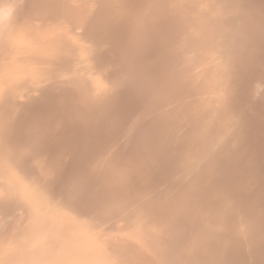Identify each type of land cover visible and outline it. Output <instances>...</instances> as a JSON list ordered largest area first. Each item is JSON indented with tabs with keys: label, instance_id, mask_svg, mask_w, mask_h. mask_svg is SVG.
<instances>
[{
	"label": "rangeland",
	"instance_id": "374dc122",
	"mask_svg": "<svg viewBox=\"0 0 264 264\" xmlns=\"http://www.w3.org/2000/svg\"><path fill=\"white\" fill-rule=\"evenodd\" d=\"M36 0V4H35V9L36 11H33L31 14L27 15V19L28 16L30 17V21L32 26L34 27V29H40V30H36L38 33L39 31L41 33H39L40 35L42 34V37L44 39H46V41L50 42L52 40L53 35L58 32L59 35H61V37L63 36L64 39H62V43L60 42V46H59V57L56 59V66L53 67H46L45 69H43V64L41 63V58L38 57H34L33 55L30 56L28 59H26V61H22L21 63L27 66H31L29 68H27L26 71H24L19 78L17 79V81L15 83L12 84V86L10 87V89L7 91V97L5 99L6 102V109H12L14 111H17L18 116L20 115V117L23 115L21 114V110H23L24 108H28L30 106H33V103H36L37 100H35L36 98H40V94L43 92L42 90H45L46 88L50 87L51 82H54L53 80H55L58 76V71L61 67V63L63 62L64 59L61 58L62 56L65 55V57L68 55L69 57H73L76 53L75 58H78V60H80L81 62L84 60V65H82L81 67H77L81 72L83 70L82 73H80L83 77L82 78H86L87 80L82 81L83 83H85L87 81V84L85 83V85L88 84H92L94 86V92L97 95V97L100 99V105H99V109H98V114L101 115V117L103 119H106V117H108L112 112V106L115 102V100L118 97V93L121 89V81L123 78V67L119 66V64L115 63H110L109 57H107V55H104V52L106 51L105 49H107L106 44L101 41L99 42L97 40V34L94 32V26H103L104 24L107 25L108 21L111 19H115L117 20V18L119 19L121 16V13L124 11H131V20L134 21L137 25L142 26V25H147L149 29H151V31L156 30L158 32H162V42H161V46H162V56H163V61L165 63V70H166V74H165V79L160 83L156 84L155 89L153 90L150 99L148 101V104L144 107L139 109V111L134 115L135 117H133V121L129 122L127 129L121 134V135H117L116 136V140H112V142L110 141L109 145H106L104 147V149L102 150L101 153H98L97 155H95L92 158V161L90 160L89 162H87L85 164V168H84V185H88L90 186V189H88L89 191V195L86 198V204L88 205L87 208H80L78 206V204H76L73 199H70L67 197V195L62 194V197L58 200L57 197L53 196V194L50 192V186L53 184L54 181V174L53 171L54 169H52V166L50 163H47L49 161H46L45 159H43V161L41 162V160L39 159L38 161L36 160V165L34 163L32 171L30 172L31 174L34 173L36 174H32L31 177L30 175H28L27 177H23L21 180V190H20V198H19V203L18 205L20 206V208L22 210H25L27 212V214H31L33 215L34 213V217L31 221H33V225L30 224V222L27 223L28 228H30L31 231H29V229H27L26 232H28V234H24L26 237H32L34 243H36V247L40 248L38 249V255L37 257H42L45 253H43V236L47 237V242L52 244L53 249H49L48 251H45L46 254L51 255V261L53 264H72V263H80V264H86L88 259L91 258L93 255H95L94 253H102L103 251L106 252V254L111 255L114 257V259H107L106 261L110 264H125V262L123 263V259H121L119 256V252H117L118 255H116L115 253L112 254L111 250L109 249V247H119L120 244H126L127 247H125L127 250H132V254L134 256H136V258L140 257V259H142L143 261H146V263L149 264H158L157 262H154L152 257L149 256L147 253L143 254L142 252H145V250H142V248L140 247L141 245L138 244L136 245L138 239L136 238V236L139 235V239L143 242H154L157 246H160L161 249H164L165 247L169 246L170 244H174L178 239L179 242L177 243L179 246H177L176 244V248L179 251H183V247H184V251L180 252L182 257H183V262H185L187 264H221L220 259L222 257H224L226 255V253L228 252V248L230 246V244L232 243H236L240 242L242 244V246L246 249H250V242L249 240H252V232H251V228L249 227V221L247 220V216H246V209L245 206L242 202L241 199L238 198L237 194L228 189L227 186H219L217 188V190L215 189L213 191V194L216 197H210V201L207 203V207L209 209L206 208V206H198L199 204H196L194 201H192L191 197H190V193L187 190L188 188H190L191 186H195V184L198 181V178L200 176L203 175V170L206 169L205 165H206V159L208 155H210L208 152L209 150H207L208 148H210V145H213L215 140V136L217 137L219 130L221 129L220 127H225L226 125L228 126V119L230 118V125H231V129L230 127L226 126V134H224V136L222 137V142L227 141L231 138H233L235 136V134L237 135H241L242 137H246L248 132H249V126L247 125V123H245L242 114L239 111L238 106H236V102L238 103L240 98H238V94L240 91V88L242 86V76H241V72H240V64H239V55L240 52L242 50H244V48H248L252 46V42H251V21L250 20V16H249V12L251 11L250 7L251 4L250 2H239V0H215V1H208V0H143V2H140V4L137 6L135 4H133L134 1L132 0H128V2L126 0H87L90 1L88 3L85 2V0H79V5H78V0L76 2L73 0ZM59 3H58V2ZM65 1V2H64ZM84 1L85 5L83 4ZM119 1V2H118ZM121 1H123V3H121ZM171 1V2H170ZM206 1V2H205ZM208 1V2H207ZM44 2V4L47 6L45 7V5L42 3ZM56 4H55V3ZM65 3L64 5L62 3ZM98 2V3H97ZM169 2V3H168ZM186 2V3H185ZM211 2V3H210ZM220 4V5H218ZM225 2V3H224ZM235 2V3H233ZM51 5H49V4ZM71 3V4H70ZM76 3V5L74 6V4ZM91 3V5H89ZM94 3V6H93ZM109 3V4H108ZM112 5H111V4ZM131 3V4H130ZM143 3V4H142ZM177 3V4H176ZM201 3V4H200ZM208 5H207V4ZM43 4V6L41 5ZM53 4V5H52ZM58 4V5H57ZM68 4V5H67ZM82 4V5H80ZM98 4V5H97ZM114 4V5H113ZM122 6H121V5ZM146 4V6L144 5ZM170 4L172 6H170ZM175 4L178 5L176 6L175 9ZM207 5V6H204ZM215 4V5H214ZM217 4V5H216ZM88 5V6H87ZM126 9H125V6ZM132 5L135 6V8L132 7ZM154 5V6H153ZM194 5L196 7H194ZM200 5V6H199ZM202 5V7H201ZM50 6V7H49ZM53 6V8H52ZM61 6H66L64 8H62ZM78 6V7H77ZM91 6V7H90ZM169 6V8H168ZM218 8H215V7ZM238 6V7H237ZM38 7V8H37ZM44 7V8H43ZM97 7V9L95 8ZM132 7V8H131ZM138 7V8H137ZM148 7V8H147ZM172 7V8H170ZM181 7V8H180ZM200 7V8H199ZM207 7V8H206ZM211 7V8H210ZM43 8V10L41 9ZM46 8L49 10H46ZM56 8V9H55ZM67 8L69 9V11H67ZM96 10H95V9ZM121 8V9H120ZM174 8V9H173ZM178 8V9H177ZM206 10H205V9ZM223 8V9H222ZM250 10H249V9ZM39 9L40 11H46V13L44 12V16L39 13ZM52 9V10H51ZM72 9V11H71ZM113 9V10H111ZM149 9V10H148ZM154 9H155V13H154ZM202 9V10H201ZM217 9V10H216ZM221 9V10H220ZM51 10V11H50ZM95 12H93V11ZM179 10V11H178ZM196 10V12H195ZM210 10V11H209ZM85 14V16L87 17H91L90 19V25L88 24V27L86 29L83 28H76V20H80L81 19V14ZM106 11V12H105ZM110 11V12H109ZM114 11V12H113ZM116 11V12H115ZM121 11V12H120ZM150 11V12H149ZM163 11V12H162ZM203 11V13H202ZM36 12V13H35ZM67 12V13H66ZM153 12V13H152ZM177 12V13H176ZM181 12V14H180ZM185 12V13H184ZM190 16H189V14ZM193 16H192V13ZM212 12V13H211ZM216 12V13H215ZM220 12V13H217ZM222 12V13H221ZM238 12V13H237ZM245 12V13H244ZM248 12V13H247ZM66 13V15H65ZM92 13V14H91ZM106 13V14H105ZM109 13V14H108ZM120 13V14H119ZM165 13V14H164ZM167 13L168 16L166 15ZM200 13V14H199ZM41 14V15H40ZM95 14V15H94ZM103 14V15H102ZM118 14V15H117ZM137 16H136V15ZM152 14V15H151ZM157 17H155V15ZM159 14V16L157 15ZM188 14V15H187ZM212 14V15H211ZM215 14V15H214ZM220 14V15H219ZM247 14V15H246ZM94 15V16H92ZM115 15V16H114ZM140 15V19L139 18ZM187 15V16H186ZM231 15V16H230ZM106 16V17H105ZM112 16V17H111ZM118 16V17H117ZM141 16L144 19L143 21H141ZM166 16V18H165ZM210 16V17H209ZM219 16V17H218ZM221 16V17H220ZM224 16V17H223ZM229 16V17H227ZM235 16V17H234ZM35 17V18H34ZM38 17V18H37ZM147 22H146V19ZM150 17V18H149ZM154 17V19H153ZM186 17V18H185ZM226 17V18H225ZM39 18H40V22L42 20V23L39 22ZM101 18V19H100ZM111 18V19H110ZM158 18V19H156ZM182 18V19H181ZM209 18H211V20H209ZM219 18V19H218ZM222 18V19H220ZM229 18V19H228ZM231 18V19H230ZM236 18V19H234ZM33 19H37V21H34L36 23L33 22ZM45 21H44V20ZM76 19V20H75ZM109 19V20H108ZM150 19V20H149ZM153 19V20H152ZM167 19V20H166ZM181 19V20H180ZM233 19V20H232ZM245 19V20H244ZM15 20V19H14ZM13 20V21H14ZM72 20V21H70ZM97 20V21H96ZM204 20V21H203ZM222 20V22L220 23L219 21ZM230 20V22H229ZM241 20V21H240ZM139 21V22H138ZM169 21V22H168ZM225 21V22H223ZM15 22V21H14ZM39 22V23H38ZM46 22V23H44ZM150 22V23H149ZM217 22V23H216ZM233 22V23H232ZM45 25H44V24ZM64 23V24H63ZM100 23V24H99ZM104 23V24H103ZM140 23V24H139ZM148 23V24H147ZM166 23V24H165ZM170 23V24H169ZM203 23V24H202ZM206 23V24H205ZM216 23V24H215ZM219 23V24H218ZM229 23V24H228ZM239 23V24H238ZM243 23V24H242ZM151 24V25H150ZM205 24V25H204ZM223 24V25H222ZM11 25V24H10ZM37 25V26H36ZM41 28H40V26ZM160 25V26H159ZM162 25V26H161ZM167 25V26H166ZM170 25V27H169ZM194 25V26H193ZM200 25L202 27H200ZM213 25V26H212ZM216 25V27H215ZM243 25V26H242ZM142 26V27H144ZM180 26V27H179ZM224 26V27H223ZM232 26V27H230ZM239 28H238V27ZM245 26V27H244ZM36 27V28H35ZM39 27V28H38ZM191 27V28H189ZM204 27V28H203ZM43 28V29H42ZM47 30H46V29ZM171 30H170V29ZM216 28V29H215ZM226 28V29H223ZM236 28V29H235ZM245 28V29H244ZM43 31H42V30ZM49 29L50 32L48 31ZM83 32H81L82 30ZM165 29H167V31H165ZM192 29V30H191ZM194 29V30H193ZM212 29V30H210ZM221 29V32L220 30ZM84 30L85 33H84ZM170 31V35H169V31ZM184 30V31H183ZM226 30V32H225ZM228 30V31H227ZM150 31V32H151ZM173 31V32H171ZM186 31V32H185ZM209 31V32H208ZM223 31V32H222ZM236 31V32H233ZM239 31H245V32H239ZM43 32L45 34H43ZM83 34L85 36L80 35ZM94 32V33H93ZM193 32V33H192ZM207 32V33H205ZM173 34V35H172ZM193 34V35H191ZM232 34V35H231ZM242 34V35H241ZM78 35V36H77ZM91 35V36H90ZM219 35H221L220 37L223 38L221 39L220 37H218ZM224 35V36H223ZM226 35V36H225ZM229 35V36H228ZM234 35V36H233ZM93 36H96L93 38ZM201 36V37H200ZM208 36V37H207ZM239 38H238V37ZM51 37V38H50ZM60 37V38H61ZM172 37V38H171ZM205 37V38H204ZM212 37V38H209ZM216 37V39H215ZM233 37V38H231ZM238 39H237V38ZM77 38V39H75ZM96 38V39H95ZM218 38V39H217ZM88 42H85L84 41ZM95 39V40H94ZM240 39V40H239ZM230 40V41H229ZM64 41V43H63ZM83 41V42H82ZM98 42V43H95ZM224 41V42H223ZM72 42V43H71ZM90 42V44H89ZM94 42V43H93ZM103 42V43H102ZM219 42V43H218ZM237 42V43H235ZM240 45H239V43ZM70 43V44H69ZM80 43V44H79ZM178 43V44H177ZM64 45V48H61L62 45ZM66 44V45H65ZM78 44V45H77ZM89 44V46H88ZM95 44V45H94ZM229 46H227V45ZM69 45V46H68ZM72 47H71V46ZM74 45V46H73ZM84 45V47H83ZM180 45V46H179ZM236 45V46H235ZM88 46V47H87ZM94 46L96 48H94ZM71 47V48H70ZM74 47V48H73ZM89 50H87L86 49ZM180 49H178V48ZM237 50H236V48ZM243 49H242V48ZM78 49L77 51L75 49ZM81 48V49H80ZM93 49L92 51L90 49ZM104 48V49H103ZM169 48V49H167ZM185 48V49H184ZM64 49V50H63ZM73 51H72V50ZM84 49H86L87 51H85ZM233 49V50H231ZM241 49V50H240ZM84 50V51H82ZM165 50V51H164ZM171 50V51H170ZM79 51V52H78ZM95 51V52H94ZM102 51V52H101ZM179 51V53H178ZM234 51V52H233ZM238 51V52H237ZM76 52V53H75ZM86 52V53H85ZM88 52V53H87ZM94 52V54H93ZM98 52V54H97ZM165 52V53H164ZM174 52V53H173ZM230 52V53H228ZM67 55H66V54ZM70 53V55H69ZM72 53V54H71ZM80 53V54H78ZM92 53V55H94L92 57V55L90 54ZM183 53V54H182ZM187 53V54H186ZM238 53V54H237ZM89 54L91 55V57L89 58ZM101 54V55H100ZM169 54V55H168ZM176 54V55H175ZM235 54V55H234ZM78 55V56H77ZM81 55V56H79ZM86 55V57H85ZM100 55V57H99ZM188 55V57H187ZM85 58H84V57ZM105 56V57H104ZM171 56V57H170ZM181 56V57H180ZM80 57H82L81 59H79ZM96 57V58H95ZM175 57V59L173 58ZM179 57V58H178ZM60 58V61H59ZM93 58V59H92ZM98 58V59H97ZM169 58V59H167ZM228 58V59H227ZM54 59V58H53ZM67 59V58H66ZM70 59V58H68ZM72 59V58H71ZM89 59V61H88ZM95 59V60H94ZM174 59V60H173ZM237 59V60H236ZM94 62H92V61ZM167 60V62H166ZM177 60V61H175ZM190 60V61H189ZM235 60V61H234ZM59 61V62H58ZM100 61V62H99ZM104 61V62H103ZM237 61V62H236ZM91 62V63H90ZM103 62V65H102ZM112 62V61H111ZM235 62V63H234ZM73 63V62H72ZM92 64L87 66L86 64ZM101 63V64H99ZM107 63V64H106ZM110 63V64H108ZM186 63V64H185ZM189 63V64H188ZM96 64V65H94ZM99 64V65H98ZM112 64V65H111ZM183 64V65H182ZM193 64V65H191ZM224 64V65H223ZM98 65V66H97ZM102 65V66H101ZM108 65V67H107ZM114 65V66H113ZM175 65V67H174ZM187 65V66H186ZM193 66L192 68H190V66ZM85 66V67H83ZM91 66V67H90ZM112 66V68H111ZM171 66V67H170ZM177 66V67H176ZM195 66V69L193 70ZM91 69H89V68ZM100 69H99V68ZM107 68L106 71H104V68ZM110 67V68H109ZM84 68V69H83ZM97 71H96V69ZM176 68V69H175ZM181 68V69H180ZM184 70H183V69ZM188 68V69H187ZM198 68V69H197ZM233 68V69H231ZM48 69V71H46ZM53 69V71H52ZM57 69V71H56ZM82 69V70H81ZM88 69V70H87ZM192 69V70H189ZM213 69V70H212ZM25 70V69H23ZM51 70V71H50ZM87 70V71H86ZM90 70V71H89ZM103 70V71H102ZM110 70V71H109ZM169 70V71H168ZM179 70V71H178ZM188 70V71H187ZM199 70V71H198ZM201 70V71H200ZM45 71V72H44ZM89 71V73H88ZM100 71V72H99ZM102 71V72H101ZM108 71V73H107ZM186 71V72H185ZM194 71V73H192ZM198 73H196V72ZM97 72V74H96ZM184 74H183V73ZM188 72V75H187ZM201 72V74L199 73ZM49 73V74H48ZM95 73V76H94ZM99 74V76H97ZM106 73V74H105ZM170 73V74H169ZM190 73V74H189ZM230 73V74H229ZM43 76H42V75ZM47 76H46V75ZM86 74H88L89 76H86ZM93 75V77L90 78L91 75ZM102 74V76H101ZM111 74V75H110ZM115 77H114V75ZM193 74V75H191ZM197 74V75H196ZM200 74V76H198ZM45 75V77H44ZM51 75V76H49ZM113 75V76H112ZM177 75V77H176ZM190 75V76H189ZM30 76V78H29ZM33 76V78H32ZM97 76V77H96ZM105 76V77H104ZM185 76V77H184ZM187 76V77H186ZM188 76H189V81L188 82ZM193 76V77H192ZM196 76V77H195ZM53 77V78H52ZM96 77V78H95ZM101 77V78H99ZM168 77V78H167ZM170 77V78H169ZM172 77V78H171ZM184 77V78H182ZM191 77V78H190ZM195 77V79H194ZM206 80V82L204 80H201L202 78ZM35 78L38 80H35ZM42 78V79H41ZM44 78V79H43ZM47 78V79H46ZM99 78V79H98ZM103 78V79H102ZM106 78V79H105ZM108 78V79H107ZM179 78V79H177ZM186 78V79H185ZM197 78V79H196ZM29 79V81H28ZM32 79V80H31ZM41 79V80H40ZM50 79V81H48ZM53 79V80H52ZM99 81H98V80ZM102 79V80H101ZM182 79V81L180 80ZM44 80V81H43ZM89 80V81H88ZM92 80V81H91ZM105 80H107L109 82V84L107 82H104ZM180 80V81H179ZM186 80V81H185ZM196 80V81H195ZM21 81H23L21 83ZM28 81V84L27 82ZM35 81V82H34ZM43 83H40L42 82ZM46 81V82H45ZM95 81V82H94ZM101 81L103 83H101ZM196 82V83H193ZM198 81V82H197ZM202 81V82H201ZM20 82V83H19ZM34 82V83H33ZM97 82V84H96ZM98 82H99V87L98 86ZM188 82V84H187ZM200 82V83H199ZM204 82V83H203ZM209 82V83H208ZM30 83V85H29ZM31 83L33 84V87H38L35 89L32 88L31 89ZM48 84L45 86V84ZM94 83V84H93ZM106 83V85H105ZM111 83V85H110ZM116 83V84H114ZM193 85H197L196 87H199V91L196 90L197 88ZM206 83V84H205ZM208 83V84H207ZM37 84V85H36ZM41 84V85H40ZM44 84V85H43ZM97 86H96V85ZM104 84V85H103ZM108 84V85H107ZM199 84V85H198ZM29 85V86H27ZM39 85V86H38ZM110 85V86H109ZM174 88H172V86ZM177 85V86H176ZM188 85V86H187ZM191 85V86H189ZM206 85V86H204ZM41 86V88H40ZM44 86L46 88H44ZM100 86H102V89L104 87V91L100 88ZM109 86V87H108ZM163 88H162V87ZM203 86V87H202ZM16 87V88H15ZM18 87V90H17ZM27 87V88H26ZM112 87V88H110ZM165 87V88H164ZM191 87V88H190ZM40 88V89H39ZM97 88V91L99 90V92L97 93V91L95 90ZM160 88V89H159ZM167 88V90H166ZM184 88V89H183ZM195 88V90L193 89ZM205 92H203V89ZM159 89V91L157 90ZM166 90V92H170L169 96H167L168 94L164 91ZM169 89V91H168ZM174 89V90H173ZM17 90V91H15ZM29 90V91H28ZM30 90L31 93H30ZM34 90V92H33ZM40 90V91H39ZM109 90V91H108ZM182 90V91H181ZM193 90V91H192ZM14 91V92H13ZM19 91V92H18ZM28 91V92H26ZM103 93H102V92ZM108 93H107V92ZM114 91V92H113ZM155 91V92H154ZM161 91H164L161 92ZM192 91V92H191ZM187 92V93H186ZM189 92V94H188ZM202 92V93H201ZM13 93V94H10ZM21 93V94H18ZM38 94L36 95H32V94ZM158 93V95H157ZM160 93V94H159ZM163 95H162V94ZM180 93V94H179ZM195 93V94H194ZM208 93V94H206ZM214 93V95H213ZM15 94V96H14ZM26 94V95H24ZM100 94V95H99ZM108 94V95H107ZM165 94V95H164ZM12 95V97H11ZM22 97H20V96ZM32 95V96H31ZM104 95V97H103ZM188 95V96H187ZM196 95V96H194ZM199 95V96H198ZM202 95V96H201ZM205 95V96H204ZM10 96V97H9ZM18 96V97H17ZM31 96V97H30ZM34 96V98H33ZM156 96L158 98H156ZM161 96H163V98H161ZM190 96V97H189ZM201 96V97H200ZM32 99H30V98ZM101 97V98H100ZM167 97V99H166ZM172 97V98H171ZM188 97V98H187ZM192 97V98H191ZM11 98V99H10ZM14 100H13V99ZM18 98V99H17ZM29 98V99H27ZM176 98V99H174ZM179 98V99H178ZM199 98V99H198ZM16 99V100H15ZM21 99V101H20ZM26 99V100H25ZM153 99V100H152ZM168 100L167 102L164 100ZM174 99V100H171ZM183 99V101H181ZM190 101H189V100ZM12 102H11V101ZM30 100V101H29ZM39 100V99H38ZM161 100V101H159ZM163 100V101H162ZM179 100V101H177ZM196 100V101H195ZM215 100V101H214ZM34 101V102H33ZM36 101V102H35ZM171 101V102H170ZM174 101V103H172ZM196 102V103H193ZM217 101V103H216ZM10 102V103H9ZM23 102V103H22ZM32 102V103H31ZM157 102H160L157 103ZM163 102V103H162ZM170 102V103H169ZM178 102V104L176 103ZM181 102V103H179ZM183 102V104H182ZM200 102V103H199ZM208 102L210 103L208 105ZM9 103V104H8ZM16 104L15 106H12L14 104ZM204 103V104H203ZM11 104V105H10ZM25 104V105H24ZM163 106L164 110L166 112H164V110L162 109V107H159L158 105ZM174 104V105H173ZM182 104V106H181ZM191 104V105H190ZM201 104V105H200ZM203 104V105H202ZM11 107H10V106ZM151 105H154V109H157L158 112H161V114L157 113V110H154L152 108ZM169 105V106H168ZM185 105V106H184ZM190 105V107H188ZM194 105V106H193ZM199 105V107H198ZM212 105V107L210 106ZM26 106V107H25ZM158 106V108H157ZM166 106H168L166 108ZM176 106V107H173ZM197 106V107H195ZM202 106V107H200ZM209 106V108H208ZM217 106V107H216ZM147 107V108H146ZM150 107V108H149ZM179 107V108H178ZM195 109H194V108ZM17 108V110H15ZM31 108V107H30ZM161 108V109H159ZM179 109V111H176L177 109ZM182 108V110H181ZM187 108V109H186ZM199 108V110H198ZM208 108V109H206ZM153 109V111L151 110ZM167 109V110H166ZM184 109V110H183ZM213 109H217V110H213ZM102 110V111H101ZM109 110V111H108ZM170 110V111H168ZM181 110V111H180ZM191 110H194L191 112ZM197 110V111H196ZM202 110V111H201ZM213 110V111H211ZM223 110V111H222ZM149 111V112H148ZM152 111V113H150ZM175 113H174V112ZM185 111V112H184ZM187 111V112H186ZM189 111V112H188ZM211 111V113H210ZM109 112V113H108ZM180 112V113H179ZM182 112V114H181ZM194 112V113H193ZM197 112V113H195ZM146 113V114H145ZM154 113V114H153ZM164 113V114H163ZM168 113H171L172 115H176V116H172ZM179 113V114H177ZM186 113V114H185ZM208 113V114H207ZM215 113V114H213ZM224 113V114H223ZM163 114V116H162ZM191 114V115H190ZM218 114V116H217ZM143 115L145 117H143ZM149 115V116H148ZM165 115V116H164ZM181 115V116H179ZM184 117H183V116ZM188 115V116H186ZM190 115V118H188ZM202 115V116H201ZM228 115V116H227ZM207 116V117H206ZM209 116V117H208ZM214 116V118H213ZM227 118H226V117ZM100 117V118H101ZM160 117V118H159ZM163 117V118H162ZM173 119H170L171 118ZM144 118V120H143ZM153 118H155L153 120ZM186 118V119H185ZM208 118V119H207ZM102 119V120H103ZM137 119V120H136ZM151 119V120H150ZM180 119V120H179ZM202 119H204L202 121ZM165 120V121H164ZM195 120V121H194ZM206 120V122H205ZM212 120V121H211ZM225 120V121H224ZM177 121V122H176ZM183 121V122H182ZM221 123H220V122ZM227 121V122H226ZM152 122V123H151ZM166 122V123H164ZM193 122V123H192ZM211 122V124H210ZM155 123V124H154ZM172 123V125H171ZM208 123V124H205ZM107 123L105 122L104 125H106ZM157 124V125H156ZM167 124V126H166ZM170 124V125H169ZM148 126V128L151 130V132L156 136H158L160 138V142L165 144L168 156L166 161L164 160V162L160 161L159 163H157L159 165L156 164H151L150 162L146 161L145 158L140 155L137 154V157L135 152L133 154V152L130 151V140L131 137L134 135V133L136 132L138 127H142V126ZM151 125V126H150ZM164 125L166 127H164ZM169 125V126H168ZM178 127H175L177 126ZM186 125V127H185ZM191 125V126H190ZM203 125V126H202ZM209 125V126H208ZM214 125V126H213ZM159 126V127H158ZM161 126V128H160ZM182 126L185 128H182ZM208 126V127H207ZM153 127V128H152ZM157 127V128H156ZM132 128V130H131ZM155 128V129H154ZM169 128V130H168ZM179 131H178V129ZM205 128V129H204ZM215 128V129H214ZM229 128V129H228ZM237 128V129H236ZM161 129V130H160ZM176 129V130H175ZM182 131H181V130ZM192 129V130H191ZM210 129V130H209ZM164 130V131H162ZM204 130V131H203ZM206 130V131H205ZM213 130V131H212ZM216 130V131H215ZM194 131V132H193ZM202 131V132H201ZM215 131V133L213 134V132ZM224 131V132H225ZM234 133H233V132ZM236 131V132H235ZM159 132V133H158ZM187 132V133H186ZM201 132V133H200ZM128 133V135H127ZM158 133V134H157ZM197 133V134H196ZM174 134V135H173ZM130 135V136H129ZM182 135V136H181ZM190 135V136H189ZM197 135V136H196ZM173 136V137H172ZM178 136V137H177ZM184 136V137H183ZM202 139H201V138ZM123 138V139H122ZM179 138V139H178ZM165 139V140H164ZM168 139V140H167ZM173 139V140H170ZM193 139V140H192ZM205 139V140H204ZM213 139V140H212ZM122 140V141H121ZM167 140V141H166ZM199 141V142H198ZM211 141V142H210ZM115 142V143H114ZM118 143V144H117ZM116 144V145H114ZM169 144V145H168ZM203 144V145H202ZM113 145V147H112ZM127 145V146H126ZM170 147H168V146ZM119 146V147H118ZM115 147V149H114ZM190 147V148H189ZM208 147V148H207ZM183 148V149H181ZM202 148V149H201ZM106 149V150H105ZM108 150V151H107ZM111 150V151H110ZM120 150V151H119ZM177 150V151H176ZM183 150V151H182ZM205 150V152H203ZM199 151V152H198ZM177 152V154H176ZM179 152V153H178ZM202 152V153H201ZM174 153V154H173ZM188 153V154H187ZM206 153V154H205ZM208 153V155H207ZM124 156H123V155ZM180 154V155H179ZM196 154V156L194 155ZM203 154V155H202ZM99 155V156H98ZM102 157H101V156ZM119 155V156H118ZM172 155V156H171ZM187 155V156H185ZM115 156V157H114ZM134 156V157H133ZM177 156V157H175ZM189 156V157H188ZM195 159H194V157ZM105 157V158H104ZM179 157V158H178ZM181 157V158H180ZM99 158V159H98ZM103 158V159H102ZM128 158V159H127ZM131 158V159H130ZM133 158V159H132ZM143 158V159H142ZM95 159V160H94ZM117 159V160H116ZM121 159V160H120ZM136 159V161H135ZM139 159V160H138ZM48 165L49 168L47 167V164L45 163V168L44 165L42 163H44L45 161ZM110 160V161H109ZM186 162H184V161ZM99 161V162H97ZM125 161V162H124ZM127 161V162H126ZM129 161V162H128ZM142 161V162H141ZM169 161V162H168ZM173 161V162H172ZM118 162V163H117ZM145 162V163H144ZM196 162V163H195ZM94 163V164H93ZM98 163V164H96ZM130 163V164H129ZM147 163V164H146ZM171 163V164H170ZM180 163H182L180 165ZM107 164V165H106ZM117 164V165H116ZM168 164V165H167ZM184 164V165H183ZM195 166H194V165ZM95 165V167H94ZM100 166L98 168V166ZM102 165V167H101ZM116 165V166H115ZM122 165V167H121ZM126 165V166H125ZM128 165V166H127ZM142 165V166H140ZM177 165V166H176ZM183 165V167H182ZM200 165V166H199ZM41 166V167H40ZM43 166V167H42ZM92 166V167H91ZM97 166V167H96ZM109 166V167H108ZM134 166V167H133ZM137 166H140V171L142 172H137ZM169 166V167H168ZM176 166V167H175ZM191 166V167H190ZM41 169L39 170L38 169ZM51 167V171L50 170ZM94 167V168H93ZM107 167V169H106ZM113 167V168H112ZM121 167V168H120ZM127 167V168H126ZM131 167V168H130ZM151 168V171L149 168ZM175 167V168H174ZM185 167V168H184ZM96 168V170H95ZM101 168V169H100ZM106 170H105V169ZM119 168V169H118ZM159 168V169H158ZM174 168V169H173ZM180 168V169H179ZM183 168V169H181ZM203 168V169H202ZM36 169V170H34ZM44 169V170H42ZM48 169V170H47ZM105 172H102L104 171ZM111 169V170H110ZM128 169V170H127ZM131 169V170H130ZM135 169V170H134ZM166 171H163L165 170ZM88 170V171H87ZM96 172H95V171ZM98 170H100L98 172ZM117 170L119 172H117ZM125 170V171H124ZM134 170V171H132ZM182 172H181V171ZM41 171V173H40ZM46 171V172H45ZM114 171V172H113ZM116 171V172H115ZM122 171V173H121ZM189 171V172H188ZM39 172V174H37ZM44 172V173H43ZM86 172V173H85ZM89 172V173H88ZM93 172V173H92ZM113 172V173H112ZM133 172V173H132ZM148 172V173H147ZM165 172V173H164ZM178 174H176V173ZM188 172V173H187ZM99 173V174H98ZM135 173H137L138 175H136ZM147 173V174H145ZM153 173V174H152ZM172 173V174H171ZM106 174V175H105ZM114 174V175H113ZM120 174V175H119ZM132 177H131V175ZM144 178H140L142 177V175ZM157 175L158 178H156L157 176H152L154 178H151L149 175ZM176 174V176L173 178L172 176H174ZM53 175V176H52ZM123 175V177H122ZM134 175V176H133ZM136 175V176H135ZM180 175V176H179ZM33 176V178H32ZM40 176V179H36ZM51 176V178H50ZM106 176V177H104ZM115 177H118L119 180H117V178L114 179ZM128 176V177H127ZM138 176V177H137ZM166 176L168 178H166ZM211 176V175H210ZM48 177V178H47ZM121 177V178H120ZM149 178L148 180H146V178ZM178 177V178H177ZM26 178V179H25ZM126 178V179H125ZM128 178L130 179V181L132 180V182H134L135 185H132L131 182L128 180ZM133 178V179H132ZM173 178V179H172ZM211 178V177H210ZM31 179V180H30ZM32 179H34L35 181H32ZM47 179V180H46ZM99 179V180H98ZM102 179V180H101ZM107 179V180H106ZM114 179V180H113ZM121 179V180H120ZM154 179L155 182H154ZM165 179V180H164ZM170 179V180H168ZM189 179V180H188ZM30 180V181H29ZM38 180H40L41 182H39ZM97 180V181H96ZM125 180V181H124ZM127 180V181H126ZM140 181L142 183L141 189L138 188L140 187L139 184H141L140 182L136 183L137 181ZM142 180V181H141ZM145 180L147 181L145 183ZM150 180V181H149ZM38 181V183L36 182ZM109 181V182H108ZM115 182L117 185L114 184L112 182ZM123 182V184H119L120 182ZM149 181V183H148ZM32 182V183H31ZM36 182V183H34ZM88 182V183H87ZM103 182V183H102ZM144 182V183H143ZM159 182V183H158ZM166 182V184H165ZM173 182V183H172ZM30 183V185H29ZM34 183V185H33ZM103 187H102V185ZM106 183V185H104ZM108 183V184H107ZM127 183V184H125ZM148 183V184H147ZM112 184V185H111ZM129 184L131 185V187H129ZM138 184V185H137ZM158 184L160 185V187L158 186ZM49 187L47 189V187ZM111 185V186H110ZM125 185V188L124 186ZM147 185V186H146ZM149 185V186H148ZM156 185V186H155ZM164 187H163V186ZM32 186V187H31ZM37 186V187H35ZM119 188H118V187ZM123 186V187H122ZM133 186H136L135 188H133ZM144 186V187H143ZM146 186V187H145ZM154 186V188L152 187ZM162 186V188H161ZM40 187V188H39ZM99 187V188H98ZM106 187V188H105ZM117 187V189L115 188ZM122 187V189H121ZM126 187H129L131 189H133L130 193L133 194L134 196H130L131 194L129 193L130 190H128ZM148 187V189H146ZM169 187V188H168ZM39 188V189H37ZM115 188V189H114ZM124 190L127 189V190ZM143 188V189H142ZM158 188V189H155ZM164 188V189H163ZM166 188V189H165ZM181 188V189H180ZM185 188V189H183ZM30 189V190H29ZM37 192H36V190ZM92 189L94 191H92ZM110 189V191L108 190ZM136 189V190H135ZM140 189L141 190V194H140ZM151 191H150V190ZM153 189V190H152ZM178 189V190H177ZM221 189V190H219ZM39 190V191H38ZM104 190V191H103ZM148 190V191H147ZM176 190V191H175ZM180 190V191H179ZM224 190V191H223ZM230 190V191H229ZM46 191V192H45ZM49 191V192H48ZM52 191V190H51ZM122 191V192H121ZM139 192V193H135V192ZM144 191V193H142ZM147 191V192H145ZM188 191V192H187ZM218 191V193H217ZM33 192L35 193L34 195ZM39 192V193H38ZM114 192V193H113ZM124 192V193H123ZM153 192V193H150ZM160 192V193H159ZM180 195V199L178 197V195ZM24 193V194H23ZM47 195H45V194ZM106 193V194H105ZM111 193H113L111 195ZM148 193V194H147ZM158 193V194H157ZM179 193H183V194H179ZM224 193V194H223ZM232 193V194H231ZM124 194V195H122ZM126 194V195H125ZM129 194V195H128ZM140 194V195H139ZM166 194V195H165ZM170 194V195H169ZM189 194V196L187 195ZM37 195V196H36ZM52 195V196H51ZM121 195V197H120ZM136 195V198H135ZM149 195V196H148ZM164 195V197H163ZM182 195V196H181ZM186 195V197H185ZM231 195V196H229ZM41 196V197H39ZM45 196H47V200L45 198ZM119 196V197H118ZM124 196V197H123ZM130 196V197H129ZM141 196V197H140ZM151 196V197H150ZM153 196V197H152ZM172 196V197H170ZM188 196V197H187ZM38 197V199H37ZM54 197V198H53ZM139 197V198H138ZM145 197V198H143ZM176 197V198H175ZM184 199L183 201V198ZM237 197V198H236ZM26 198V199H25ZM51 198V199H50ZM124 198V199H123ZM126 198L130 201H127ZM152 198V200H151ZM162 198V199H161ZM176 201H174L173 200ZM182 198V201H181ZM212 198V200H211ZM228 198V200H227ZM37 199V200H36ZM123 201V203H121L120 201ZM136 199V200H135ZM139 199V200H138ZM145 199V200H144ZM147 199V200H146ZM150 199V201L148 200ZM157 199V200H156ZM161 199V200H160ZM169 199V200H167ZM172 199V201H171ZM177 199V200H176ZM225 199V200H224ZM239 199V200H238ZM99 200V201H98ZM110 200V201H108ZM125 200V201H124ZM143 200V202H141ZM164 200V202H163ZM180 200V201H179ZM186 200V201H185ZM189 200V201H188ZM236 200V201H234ZM55 201V202H54ZM57 201V202H56ZM61 201V202H60ZM114 201V202H113ZM117 201V202H116ZM138 201V202H137ZM157 201V202H155ZM228 201V203L226 202ZM231 201V202H230ZM50 202V204L48 203ZM53 202V203H52ZM111 202V206L109 203ZM120 202V203H119ZM126 202V203H124ZM128 202V203H127ZM130 202V203H129ZM141 202V203H140ZM152 202V203H151ZM154 202V203H153ZM167 202V203H165ZM175 202V203H173ZM182 202V203H181ZM187 204H185V203ZM212 202V203H211ZM226 202V204H225ZM239 202V203H237ZM27 203V204H26ZM58 203V205L56 204ZM97 203V204H96ZM132 203V204H131ZM138 205H137V204ZM144 203V204H143ZM150 203L149 205L146 204ZM162 203V204H161ZM164 203V204H163ZM170 203V204H169ZM172 203V205H171ZM179 203V204H178ZM181 203V204H180ZM190 203H192L190 205ZM223 203V204H222ZM232 203V204H231ZM48 206H46V205ZM64 204V205H63ZM69 204V205H68ZM95 204V205H93ZM120 204V206H119ZM136 204V205H135ZM153 204V205H152ZM156 204V205H155ZM187 205L186 207H190L191 209V216L194 218H191L190 215L183 217L184 220H186V224L185 227H183L182 231L180 232L179 230H177L178 232H180V238L177 239H171V237L173 236V233L171 235V233L169 234L170 230L175 231L173 226H171L170 228V224L174 219V212L169 209L171 208V206H175L176 205ZM195 204V206L193 205ZM212 204V205H211ZM219 204V205H218ZM35 205V206H34ZM56 205V206H55ZM60 205V206H59ZM63 205V206H61ZM66 205V206H65ZM113 205V206H112ZM115 205V207H114ZM126 205V206H123ZM141 205V209L140 206ZM161 207L158 208V206ZM162 205L164 208H162ZM193 205V206H192ZM197 205V206H196ZM230 205V206H229ZM232 205H234L232 207ZM240 205V206H239ZM37 206V207H36ZM44 206H46L47 208H45ZM110 206V207H108ZM155 208H154V207ZM157 206V207H156ZM168 206V208H167ZM215 206V208L213 207ZM229 206V207H228ZM239 206V207H238ZM244 208H242V207ZM58 207V208H57ZM60 207V209H59ZM64 207V208H63ZM68 207V208H67ZM107 207V208H106ZM124 207H130L129 209H126ZM133 207V208H131ZM147 207V208H146ZM166 207V208H165ZM192 207V208H191ZM194 207V208H193ZM224 207V208H223ZM232 207V208H231ZM238 212L239 215H237V212H235L234 210ZM33 208V209H32ZM54 208V209H53ZM62 208V209H61ZM91 208V209H90ZM112 208V209H111ZM138 210H135L137 209ZM154 209V210H151ZM198 208V209H197ZM239 208V209H237ZM242 208V209H241ZM32 209V211H31ZM53 209V210H52ZM81 209V210H80ZM106 211H105V210ZM110 209V210H109ZM120 209V210H119ZM133 209L135 212H133ZM147 211H145V210ZM157 209V211H156ZM160 209V210H158ZM169 209V210H168ZM195 209V210H194ZM207 209V210H206ZM216 209V210H215ZM218 209V210H217ZM222 209V210H221ZM198 210V211H197ZM229 210V211H228ZM243 210V211H242ZM65 211V212H64ZM74 213H78L77 215L73 214ZM80 211V213H79ZM112 211V214H111ZM125 211V213H124ZM132 211V213L130 212ZM149 211V212H148ZM156 211L155 213H157V215H162L161 216H154L155 213L153 214L152 212ZM162 211V213H161ZM166 213H164V212ZM172 211V212H171ZM212 211V212H211ZM226 211V212H225ZM233 211V212H232ZM108 212V215H106ZM115 212V213H114ZM118 212V213H117ZM171 212V213H170ZM202 212V213H201ZM208 212H210L211 214H208ZM214 212V213H213ZM221 212V213H220ZM245 213L243 215V213ZM85 213V214H84ZM106 213V214H104ZM128 213V214H127ZM131 213V214H130ZM196 213H198L199 215L197 216ZM203 213H205L203 215ZM115 214V216H114ZM119 214V215H118ZM152 214V215H151ZM171 214V215H168ZM214 216H213V215ZM40 215V216H39ZM79 215V216H78ZM96 215V216H95ZM129 215V216H128ZM149 215V216H148ZM218 215V217L216 216ZM221 215V216H220ZM17 215H15L16 217ZM58 216H61L60 218ZM103 216V218H102ZM153 217H157V218H152ZM170 219L169 222L167 220ZM205 216V217H204ZM206 216H208L206 218ZM210 216V217H209ZM223 216V217H222ZM238 216V217H236ZM241 216V218H240ZM246 216V217H245ZM29 217V216H28ZM67 217V219H66ZM79 217V218H78ZM90 217V218H89ZM93 217V218H92ZM107 217V218H106ZM117 217V218H116ZM152 219H151V218ZM160 219H159V218ZM169 217V218H168ZM197 217V218H196ZM203 217V218H201ZM58 218V219H57ZM84 218V219H83ZM99 218V219H98ZM111 218L113 219V221L111 220ZM164 218V219H163ZM205 218V219H204ZM226 218V219H224ZM233 218V219H232ZM240 218V219H239ZM52 219V220H51ZM83 219V220H82ZM87 219V220H86ZM91 219V220H90ZM172 219V220H171ZM189 219V220H188ZM207 219V220H206ZM58 224H57V222ZM105 222H104V221ZM151 220V221H150ZM163 220V221H162ZM165 220V223H164ZM206 220V222H205ZM211 222H210V221ZM217 222H216V221ZM227 220V221H226ZM234 220V221H233ZM244 220V221H243ZM87 221V222H86ZM153 221V223H152ZM159 223H158V222ZM193 221V222H192ZM241 221V224L240 222ZM247 221V222H246ZM38 223L36 225V223ZM55 222V223H54ZM107 222V223H106ZM114 222V223H113ZM138 222V223H137ZM163 222V223H162ZM188 222V223H187ZM192 223L191 225H189V223ZM197 222V223H195ZM242 226H246L248 224V227L246 229V227L244 226V228H239L240 226L237 224ZM244 222V223H243ZM51 223V224H50ZM55 226H53V224ZM79 223V226L76 225ZM91 223V224H90ZM102 223V224H101ZM157 225H156V224ZM161 223V224H160ZM195 223V224H194ZM212 223V224H210ZM226 223V224H225ZM235 223V224H234ZM247 223V224H245ZM40 224L42 225L40 226ZM75 224V225H74ZM96 224V225H95ZM101 224V225H100ZM106 224V226H105ZM160 224V225H159ZM165 224V225H163ZM169 224V225H168ZM202 224V225H201ZM216 224V225H215ZM217 224H219V226H217ZM222 224V225H221ZM36 225V226H35ZM39 225V226H38ZM52 225V227H51ZM59 225V226H57ZM226 227H225V226ZM45 226V227H44ZM62 226V227H61ZM101 226V227H100ZM105 226V227H104ZM111 226V227H110ZM114 226V228H113ZM147 226V227H146ZM151 226V227H150ZM156 226V227H155ZM161 226V228L159 227ZM164 226V227H163ZM194 226V227H193ZM217 226V227H216ZM238 226V227H237ZM34 227V228H33ZM59 227V229H58ZM65 227V228H64ZM77 227V228H76ZM92 227V228H91ZM96 227V228H95ZM98 227V228H97ZM143 227V228H142ZM162 227L164 229H162ZM198 227V228H197ZM208 227V228H207ZM222 227V228H221ZM232 227V228H231ZM43 228V229H42ZM46 228V230H44ZM76 228V229H75ZM89 228V229H88ZM91 228V229H90ZM104 228V229H103ZM110 228V229H109ZM112 228V229H111ZM145 228H147L145 230ZM149 228H153L152 230ZM160 228V229H158ZM211 231H210V229ZM218 228V229H217ZM227 228V229H226ZM229 228V229H228ZM232 230H231V229ZM234 228V230H233ZM250 228V229H249ZM109 229V230H108ZM124 229V230H123ZM149 229V230H148ZM158 229V230H157ZM200 229V230H199ZM208 229V230H207ZM220 229V230H219ZM222 229V231H221ZM238 229V230H237ZM44 230V231H43ZM104 230V231H103ZM144 230V231H143ZM157 230V231H156ZM160 230V231H159ZM164 230V231H163ZM167 230V231H165ZM196 230V231H194ZM214 230V231H213ZM216 230V231H215ZM219 230V231H218ZM236 230V231H235ZM242 230V231H241ZM35 231V232H34ZM38 231V232H37ZM47 231V233H46ZM65 231V232H64ZM106 231V232H105ZM109 231V232H107ZM147 231V233H145ZM152 233H150V232ZM162 231V232H161ZM202 233H201V232ZM206 231V232H205ZM224 231V232H223ZM226 231V233H225ZM233 231L237 232V233H233ZM241 231V233H240ZM250 231V232H249ZM45 232V233H44ZM99 232V233H98ZM102 232V233H101ZM139 232V233H138ZM149 232V233H148ZM154 232V233H153ZM160 232V233H159ZM165 232V233H164ZM189 232V233H188ZM190 232L192 234H190ZM211 232V233H209ZM246 234L245 236L243 235L244 233ZM25 233V232H23ZM32 233V234H31ZM38 233V234H35ZM109 235H108V234ZM131 233V234H130ZM137 233V235H135ZM140 233H141V238H140ZM144 233V236H143ZM163 233V235H162ZM186 233V235H185ZM194 233H196V235L194 236ZM197 233H199L197 235ZM42 234V235H41ZM52 234V235H51ZM56 234V235H55ZM154 234H156L154 236ZM182 234V236H181ZM202 234V235H201ZM205 234V235H204ZM209 234H211L209 236ZM219 236V237H216ZM220 234V235H219ZM223 234V235H222ZM229 234V235H228ZM232 236H231V235ZM252 234V235H251ZM55 235V236H54ZM59 235V236H58ZM152 235V237H151ZM162 235V236H161ZM179 235V233H178ZM184 235V236H183ZM193 235V236H192ZM36 236V237H35ZM101 236V237H100ZM110 236V237H109ZM132 236V237H131ZM134 236V237H133ZM148 238H147V237ZM158 236V237H157ZM159 236H161L159 238ZM175 236V235H174ZM187 236V237H185ZM200 236V237H199ZM205 238H203V237ZM226 236V237H225ZM234 236V239H233ZM247 236V237H246ZM251 236V237H250ZM151 237V238H150ZM157 237V238H156ZM165 237V238H164ZM176 237V236H175ZM174 237V238H175ZM190 239H189V238ZM198 237V238H197ZM245 237V238H244ZM38 238V239H37ZM40 238V239H39ZM76 238V239H75ZM135 238V240H134ZM173 238V237H172ZM187 238V239H185ZM203 238V240H202ZM210 240H208V239ZM213 238V239H212ZM247 238V239H246ZM55 239H58L57 241ZM117 239L118 241L115 242L114 244H112L111 242L113 240ZM123 239V240H122ZM132 239V240H131ZM148 239H152V240H148ZM155 239V240H154ZM157 239V240H156ZM160 239V240H159ZM164 239V241H163ZM189 239V240H188ZM218 239V240H217ZM225 239V240H224ZM61 240V241H60ZM188 240V241H187ZM205 240V241H204ZM223 240V241H222ZM243 240V241H242ZM248 240V241H246ZM56 241V242H55ZM134 241V243L132 242ZM159 241V243H158ZM162 241V242H161ZM190 241V242H189ZM193 241V242H192ZM199 241V242H198ZM208 241V242H207ZM215 241V242H214ZM228 241V242H227ZM235 241V242H234ZM242 241V242H241ZM53 242V243H52ZM60 242V243H59ZM108 242V243H107ZM162 244H161V243ZM187 242V243H186ZM201 242H207L208 244L210 243L211 245V250H210V255H206V253H202L199 250L196 249V245L201 243ZM213 242V244H212ZM220 242V243H219ZM223 242V243H221ZM244 242V243H243ZM248 242V243H247ZM58 243V244H57ZM111 243V246L108 245ZM118 243V244H117ZM158 243V244H157ZM194 243L196 245H194ZM226 246H225V244ZM246 243V244H245ZM60 244V245H59ZM68 244V245H67ZM107 244V245H106ZM132 244V246H131ZM187 244V245H186ZM228 244V245H227ZM248 244V246H247ZM41 245V246H40ZM219 245V247H218ZM221 245V246H220ZM58 246V247H56ZM107 246V247H105ZM164 248H163V247ZM172 246V245H171ZM78 247V248H77ZM97 247V248H96ZM131 247V248H130ZM136 247V248H135ZM175 247V245L173 246ZM218 247V248H217ZM248 247V248H247ZM4 248V250H3ZM62 248V249H60ZM69 248V249H67ZM102 248V249H101ZM141 250L140 252L137 250ZM191 248V249H190ZM194 248V249H193ZM169 249V248H167ZM174 248H172L173 250ZM224 251H223V250ZM1 250H3V255ZM51 250V252H50ZM108 250V251H107ZM165 250V249H164ZM171 250V249H170ZM171 250V251H172ZM96 251V252H95ZM137 251V252H135ZM168 251V250H167ZM166 251V252H167ZM193 251V252H192ZM212 251V252H211ZM215 251V252H214ZM0 260L6 259L9 256H16V251L12 248H8L5 246H2V248L0 247ZM74 252V253H71ZM134 252V253H133ZM163 252V251H162ZM161 254L164 257V254L166 255V252H163ZM196 252V253H195ZM217 252V253H216ZM222 252V253H219ZM225 252V253H224ZM68 253V254H67ZM142 253V254H141ZM195 253V254H194ZM199 253V254H197ZM224 253V254H223ZM41 254V255H40ZM74 254V255H73ZM80 254V255H79ZM105 254V253H104ZM184 254V255H183ZM189 254V255H188ZM214 254V255H213ZM59 255V256H58ZM79 255V256H78ZM143 255L145 257V259L143 258ZM192 257H191V256ZM7 256V257H6ZM19 257V255H17ZM72 256V257H71ZM75 256V257H74ZM147 256V257H146ZM167 257L169 256L168 254L166 255ZM187 256V257H186ZM21 257V256H20ZM197 257V258H196ZM65 258V259H64ZM148 258V259H147ZM185 258V259H184ZM191 258V259H189ZM211 258V259H210ZM60 259V260H59ZM56 260V261H55ZM104 260V259H103ZM148 260V262H147ZM212 260V261H211ZM215 260V261H214ZM194 261V262H193ZM103 263L105 261H102ZM102 263V264H103ZM172 263V261H171ZM170 263V264H171Z\"/></svg>",
	"mask_w": 264,
	"mask_h": 264
},
{
	"label": "bare ground",
	"instance_id": "6f19581e",
	"mask_svg": "<svg viewBox=\"0 0 264 264\" xmlns=\"http://www.w3.org/2000/svg\"><path fill=\"white\" fill-rule=\"evenodd\" d=\"M53 1V0H52ZM51 1V2H52ZM60 1V0H59ZM75 1V0H73ZM87 0H85L86 2ZM92 1V0H91ZM98 1V0H97ZM128 2V0H126ZM134 1L133 4L139 5L140 2H143V0H132ZM149 1V0H148ZM151 1V0H150ZM173 1V0H172ZM180 1V0H179ZM182 1V0H181ZM210 1V0H208ZM207 1V2H208ZM215 1V0H211ZM218 1V0H217ZM58 2V1H57ZM65 2V1H64ZM62 3L63 5L65 3ZM77 2V0H76ZM81 2V0H80ZM83 4L85 3L82 1ZM90 1H87L88 3ZM119 2V1H118ZM152 2V1H151ZM171 2V1H170ZM206 2V1H205ZM239 2H250L251 4V11L249 12V18L251 21V47L244 48L240 52L239 55V64H240V72L242 76V86L240 88L238 98H240L239 102H236V106H238L240 113L243 116V119L245 123L249 126V132L246 137H242L241 135H236L227 140L222 142V137L224 134H226V126L225 127H220L221 129L218 132V136L214 137L215 140L212 141L214 142L213 145H210L209 154L207 153V158L206 160V169L203 170V175L198 178L197 183L195 186H191L187 190L190 193V197L192 201H194L196 204H199L198 206H206L207 203L210 201V197H216L213 194V191L219 187V186H227L228 189L234 191L238 198L242 200L244 206H245V211H246V216L247 220L249 221V227L251 228V232L253 234L252 240H249L250 244V249H246L242 246L240 242L232 243L230 244L228 248V252L224 257L220 259L221 264H264V97H261L259 99H253V87L254 85L259 81V82H264V0H239ZM44 4V2H42ZM55 3V2H54ZM59 3V2H58ZM78 5H79V0H78ZM98 3V2H97ZM123 3V1H121ZM169 3V2H168ZM186 3V2H185ZM211 3V2H210ZM217 3V2H216ZM225 3V2H224ZM235 3V2H233ZM36 0H0V6L4 5H10L14 8V14L12 16V19L9 23L7 24H0V247L2 246L12 248L16 251V256H9L6 259L0 260V264H53L51 261V255L46 254L45 251H48L51 247L52 244L47 242V237L43 236V253H45L42 257H37L38 255V249L36 247V243H34L32 237H26L25 235L28 234L27 229L30 230L32 228V223L33 221L30 222V220L33 219V215L27 214L25 210H22L20 206L18 205L19 203V196H20V190L22 187L21 180L25 176L27 177L28 175L35 174L34 171L31 174L30 172L32 171L33 165L38 161L39 159L41 162L43 159L46 161H49L47 163H50L52 166V169H54L53 174L54 176V181L53 184L50 186V192L53 194V196L57 197L56 200L59 201V199L62 197V194L67 195L68 198L73 199V201L78 204V206L81 208H87L88 205L86 204V198L89 195V190L90 186L84 185V166L87 162L90 160L92 161V158L97 155L98 153H101L102 150L106 145H109L110 141L114 140L117 135H121L128 127L129 122L133 121L134 115L139 111V109L144 108L150 99V96L155 89L156 84L160 83L165 79V63L163 61V56H162V46H161V40H162V32H158L156 30L151 31V29L147 28V25H142L139 26L137 25L134 21H132L130 18L131 16V11L128 8V11H124L121 13L120 18L116 20L111 19L108 21V24L103 26H94V32L97 34L96 36L98 37L97 40L99 42L103 41L107 49L104 52V55H107L109 57L110 63H117L119 66L123 67V78L121 81V89L118 93V97L115 100L111 114L106 117V119H103L100 114H98V109L100 105V99L97 97L98 94L94 92V86L92 84L85 85L87 84V81L83 83L82 81L87 80V77L84 79L82 78L83 76L80 74L82 72L78 69L82 65H84V60L81 62L78 60V58H75L76 54L73 57H69L66 53L65 55L62 56L63 62H60L62 65L58 71V76L55 77L56 79L53 80L54 82H51L50 87L46 88L45 86L48 84H45L44 88L45 90H42L43 92L40 94V98L38 97L39 93L36 95L35 93L32 95H36L38 98L36 103H33V106H30L28 108H24L21 110V114H23L21 117L20 115L18 116L17 111H14L12 109L7 110L6 109V102L5 99L7 97V91L10 89L13 83L17 81L19 76L27 70V68L31 66H27L22 64V61H26L30 56L38 57L41 58V63L43 64V69L46 67H53L56 66L55 62L56 59L59 57V46L60 42L62 41L63 36L58 34L56 32L52 40L50 42L46 41L42 37V34L39 31V33L36 30L40 29H34V25L32 26L30 17L27 15L31 14L33 11H36L37 9L35 8ZM43 4H41L43 6ZM49 4V3H47ZM56 4V3H55ZM71 4V3H70ZM109 4V3H108ZM111 4V3H110ZM131 4V3H130ZM143 4V3H142ZM177 4V3H176ZM175 4V9L176 5ZM201 4V3H200ZM207 4V3H206ZM218 4V3H217ZM216 4V5H217ZM45 5V4H44ZM51 5V4H49ZM53 5V4H52ZM58 5V4H57ZM68 5V4H67ZM76 3L74 4V6ZM82 5V4H80ZM85 5V4H84ZM91 5V3L89 4ZM98 5V4H97ZM112 5V4H111ZM114 5V4H113ZM121 5V4H120ZM146 6V4H144ZM208 5V4H207ZM204 4V6H207ZM215 5V4H214ZM220 5V4H218ZM48 6V5H47ZM45 5V7H47ZM88 6V5H87ZM94 6V3H93ZM122 6V5H121ZM125 6V5H124ZM154 6V5H153ZM170 6H172L170 4ZM200 6V5H199ZM50 7V6H49ZM62 8L66 6H61ZM78 7V6H77ZM91 7V6H90ZM133 8H135L134 5H132ZM131 7V8H132ZM194 7H196L194 5ZM202 7V5H201ZM215 7V6H214ZM238 7V6H237ZM38 8V7H37ZM44 8V7H43ZM43 8L41 10H43ZM53 8V6H52ZM97 9V7H95ZM94 8V9H95ZM138 8V7H137ZM148 8V7H147ZM169 8V6H168ZM172 8V7H170ZM181 8V7H180ZM200 8V7H199ZM207 8V7H206ZM211 8V7H210ZM218 8V7H215ZM36 9V10H35ZM41 13L42 11H40ZM54 9V8H53ZM56 9V8H55ZM95 9V10H96ZM121 9V8H120ZM126 9V6H125ZM174 9V8H173ZM178 9V8H177ZM205 9V8H204ZM223 9V8H222ZM249 9V8H248ZM249 9V10H250ZM46 10H49V8ZM52 10V9H51ZM50 10V11H51ZM94 10V11H95ZM113 10V9H111ZM149 10V9H148ZM202 10V9H201ZM206 10V9H205ZM217 10V9H216ZM221 10V9H220ZM67 11L69 9L67 8ZM72 11V9H71ZM93 11V10H92ZM93 11V12H94ZM179 11V10H178ZM210 11V10H209ZM44 12L46 13L45 9L41 13L43 16L45 15ZM106 12V11H105ZM110 12V11H109ZM114 12V11H113ZM116 12V11H115ZM121 12V11H120ZM150 12V11H149ZM163 12V11H162ZM196 12V10H195ZM36 13V12H35ZM67 13V12H66ZM65 13V15H66ZM95 13V12H94ZM153 13V12H152ZM155 13V9H154ZM177 13V12H176ZM185 13V12H184ZM188 13V12H187ZM190 13V12H189ZM188 13V14H189ZM192 16L194 12H191ZM203 13V11H202ZM212 13V12H211ZM216 13V12H215ZM220 13V12H217ZM222 13V12H221ZM238 13V12H237ZM245 13V12H244ZM248 13V12H247ZM40 14V15H41ZM92 14V13H91ZM106 14V13H105ZM109 14V13H108ZM120 14V13H119ZM165 14V13H164ZM169 13L166 15L168 16ZM181 14V12H180ZM187 14V15H188ZM200 14V13H199ZM95 15V14H94ZM92 15V16H94ZM103 15V14H102ZM118 15V14H117ZM136 15V14H135ZM152 15V14H151ZM155 15V14H154ZM159 16V14H157ZM186 15V16H187ZM212 15V14H211ZM215 15V14H214ZM220 15V14H219ZM247 15V14H246ZM115 16V15H114ZM137 16V15H136ZM190 16V14H189ZM231 16V15H230ZM106 17V16H105ZM112 17V16H111ZM118 17V16H117ZM155 17H157L155 15ZM210 17V16H209ZM219 17V16H218ZM221 17V16H220ZM224 17V16H223ZM229 17V16H227ZM235 17V16H234ZM35 18V17H34ZM38 18V17H37ZM91 18V17H90ZM89 17L85 16V14H81V19L76 20V28H83L86 29L88 27V24L90 25V19ZM145 18V17H144ZM147 18V17H146ZM145 18V19H146ZM150 18V17H149ZM166 18V16H165ZM186 18V17H185ZM226 18V17H225ZM15 19V20H14ZM101 19V18H100ZM140 19V15L139 18ZM154 19V17H153ZM152 19V20H153ZM158 19V18H156ZM182 19V18H181ZM180 19V20H181ZM219 19V18H218ZM222 19V18H220ZM229 19V18H228ZM231 19V18H230ZM236 19V18H234ZM15 22H14V21ZM44 20V19H43ZM144 19L141 16V21ZM150 20V19H149ZM167 20V19H166ZM211 20V18H209ZM233 20V19H232ZM245 20V19H244ZM31 21V22H30ZM37 21V19H33V22ZM45 21V20H44ZM72 21V20H70ZM97 21V20H96ZM204 21V20H203ZM219 21V20H218ZM241 21V20H240ZM40 22V18H39ZM38 22V23H39ZM139 22V21H138ZM147 22V19H146ZM169 22V21H168ZM220 23L222 22L219 21ZM225 22V21H223ZM230 22V20H229ZM36 23V22H34ZM42 23V20L41 22ZM46 23V22H44ZM43 23V24H44ZM150 23V22H149ZM217 23V22H216ZM215 23V24H216ZM233 23V22H232ZM11 24V25H10ZM37 24V23H36ZM47 24V23H46ZM64 24V23H63ZM100 24V23H99ZM140 24V23H139ZM148 24V23H147ZM166 24V23H165ZM170 24V23H169ZM203 24V23H202ZM206 24V23H205ZM204 24V25H205ZM219 24V23H218ZM229 24V23H228ZM239 24V23H238ZM243 24V23H242ZM45 25V24H44ZM151 25V24H150ZM223 25V24H222ZM37 26V25H36ZM40 26V25H39ZM160 26V25H159ZM162 26V25H161ZM167 26V25H166ZM194 26V25H193ZM213 26V25H212ZM243 26V25H242ZM170 27V25H169ZM180 27V26H179ZM200 27H202L200 25ZM216 27V25H215ZM224 27V26H223ZM232 27V26H230ZM238 27V26H237ZM245 27V26H244ZM39 28V27H38ZM41 28V26H40ZM191 28V27H189ZM204 28V27H203ZM217 28V27H216ZM215 28V29H216ZM239 28V27H238ZM43 29V28H42ZM41 29V30H42ZM46 29V28H45ZM170 29V28H169ZM172 29V28H171ZM170 29V30H171ZM226 29V28H223ZM236 29V28H235ZM245 29V28H244ZM47 30V29H46ZM51 29L48 31L50 32ZM82 30V29H81ZM192 30V29H191ZM194 30V29H193ZM212 30V29H210ZM221 32V29H219ZM43 31V30H42ZM86 30H84L85 33ZM151 31V32H150ZM167 31V29H165ZM169 31V30H168ZM184 31V30H183ZM228 31V30H227ZM83 32V30L81 31ZM80 35L82 37L83 34ZM93 32V33H94ZM173 32V31H171ZM186 32V31H185ZM209 32V31H208ZM223 32V31H222ZM226 32V30H225ZM236 32V31H233ZM239 32H245V31H239ZM193 33V32H192ZM207 33V32H205ZM237 33V32H236ZM43 34H45L43 32ZM170 35V31H169ZM173 35V34H172ZM193 35V34H191ZM232 35V34H231ZM242 35V34H241ZM78 36V35H77ZM84 36V35H83ZM91 36V35H90ZM96 36H93L96 37ZM219 35L218 37H220ZM224 36V35H223ZM226 36V35H225ZM229 36V35H228ZM234 36V35H233ZM61 37V38H60ZM201 37V36H200ZM208 37V36H207ZM238 37V36H237ZM236 37V38H237ZM51 38V37H50ZM85 38V36H84ZM172 38V37H171ZM205 38V37H204ZM212 38V37H209ZM221 38V37H220ZM233 38V37H231ZM239 38V37H238ZM237 38V39H238ZM77 39V38H75ZM96 39V38H95ZM94 39V40H95ZM216 39V37H215ZM218 39V38H217ZM223 39V38H221ZM78 40V39H77ZM240 40V39H239ZM230 41V40H229ZM83 42V41H82ZM85 42H88L87 39ZM102 42V43H103ZM224 42V41H223ZM62 43V42H61ZM64 43V41H63ZM72 43V42H71ZM94 43V42H93ZM95 43H98L95 41ZM219 43V42H218ZM237 43V42H235ZM239 43V42H238ZM70 44V43H69ZM80 44V43H79ZM90 44V42H89ZM88 44V46H89ZM178 44V43H177ZM62 45V44H61ZM66 45V44H65ZM78 45V44H77ZM95 45V44H94ZM227 45V44H226ZM240 45V43H239ZM64 45L61 46V48ZM69 46V45H68ZM71 46V45H70ZM74 46V45H73ZM87 46V47H88ZM180 46V45H179ZM229 46V45H227ZM236 46V45H235ZM72 47V46H71ZM70 47V48H71ZM84 47V45H83ZM86 47V49H87ZM74 48V47H73ZM94 48H96L94 46ZM178 48V47H177ZM181 48V47H180ZM178 48V49H180ZM236 48V47H235ZM242 48V47H241ZM81 49V48H80ZM84 49L85 51H87ZM104 49V48H103ZM169 49V48H167ZM185 49V48H184ZM243 49V48H242ZM64 50V49H63ZM72 50V49H71ZM76 51L78 50L77 48L75 49ZM82 50V51H84ZM91 51L93 50L92 48L90 49ZM233 50V49H231ZM237 50V48H236ZM241 50V49H240ZM73 51V50H72ZM89 51V50H88ZM165 51V50H164ZM171 51V50H170ZM79 52V51H78ZM95 52V51H94ZM93 52V54H94ZM102 52V51H101ZM234 52V51H233ZM238 52V51H237ZM86 53V52H85ZM88 53V52H87ZM165 53V52H164ZM174 53V52H173ZM179 53V51H178ZM230 53V52H228ZM72 54V53H71ZM80 54V53H78ZM92 55V53H90ZM89 54V58L91 55ZM98 54V52H97ZM183 54V53H182ZM187 54V53H186ZM238 54V53H237ZM70 55V53H69ZM101 55V54H100ZM99 55V57H100ZM169 55V54H168ZM176 55V54H175ZM235 55V54H234ZM78 56V55H77ZM81 56V55H79ZM94 55H92L93 57ZM84 57V56H83ZM86 57V55H85ZM84 57V58H85ZM105 57V56H104ZM171 57V56H170ZM181 57V56H180ZM188 57V55H187ZM54 58V59H53ZM67 58V59H66ZM70 58V59H68ZM72 58V59H71ZM80 57L79 59H81ZM94 58V57H93ZM92 58V59H93ZM96 58V57H95ZM175 59V57H173ZM179 58V57H178ZM189 58V57H188ZM98 59V58H97ZM169 59V58H167ZM173 59V60H174ZM228 59V58H227ZM95 60V59H94ZM93 60V61H94ZM237 60V59H236ZM60 61V58H59ZM58 61V62H59ZM89 61V59H88ZM92 61V60H91ZM92 61V62H93ZM112 61V62H111ZM177 61V60H175ZM190 61V60H189ZM235 61V60H234ZM73 62V63H72ZM100 62V61H99ZM104 62V61H103ZM102 62V65H103ZM167 62V60H166ZM237 62V61H236ZM91 63V62H90ZM94 63V62H93ZM108 63V64H110ZM235 63V62H234ZM101 64V63H99ZM98 64V65H99ZM107 64V63H106ZM111 64V65H112ZM186 64V63H185ZM189 64V63H188ZM87 66L92 65L87 63ZM96 65V64H94ZM97 65V66H98ZM101 65V66H102ZM183 65V64H182ZM193 65V64H191ZM224 65V64H223ZM114 66V65H113ZM187 66V65H186ZM190 66V65H189ZM78 67V68H77ZM85 67V66H83ZM91 67V66H90ZM108 67V65H107ZM171 67V66H170ZM175 67V65H174ZM177 67V66H176ZM193 66H190L192 68ZM89 68V67H88ZM99 68V67H98ZM101 68V67H100ZM99 68V69H100ZM104 68V67H102ZM110 68V67H109ZM112 68V66H111ZM25 69V70H23ZM84 69V68H83ZM86 69V67H85ZM91 69V68H89ZM96 69V68H95ZM106 71L107 68H104ZM176 69V68H175ZM181 69V68H180ZM183 69V68H182ZM188 69V68H187ZM195 69V66L193 70ZM198 69V68H197ZM233 69V68H231ZM88 70V69H87ZM86 70V71H87ZM184 70V69H183ZM192 70V69H189ZM213 70V69H212ZM48 71V69L46 70ZM51 71V70H50ZM53 71V69H52ZM57 71V69H56ZM90 71V70H89ZM88 71V73H89ZM97 71V69H96ZM103 71V70H102ZM101 71V72H102ZM110 71V70H109ZM169 71V70H168ZM179 71V70H178ZM188 71V70H187ZM199 71V70H198ZM197 71V72H198ZM201 71V70H200ZM45 72V71H44ZM98 72V71H97ZM96 72V74H97ZM100 72V71H99ZM186 72V71H185ZM196 72V71H195ZM196 72V73H197ZM108 73V71H107ZM183 73V72H182ZM194 73V71L192 72ZM201 74V72H199ZM49 74V73H48ZM100 73H98L97 76H99ZM106 74V73H105ZM170 74V73H169ZM184 74V73H183ZM190 74V73H189ZM195 74V73H194ZM198 74V73H197ZM196 74V75H197ZM200 74L198 76H200ZM230 74V73H229ZM42 75V74H41ZM46 75V74H45ZM44 75V77H45ZM91 75V74H90ZM111 75V74H110ZM114 75V74H113ZM112 75V76H113ZM188 75V72H187ZM193 75V74H191ZM43 76V75H42ZM47 76V75H46ZM51 76V75H49ZM86 76H89L86 74ZM95 76V73H94ZM96 76V77H97ZM102 76V74H101ZM190 76V75H189ZM189 76H188V82L189 81ZM194 76V75H193ZM192 76V77H193ZM93 77V75L90 76V78ZM95 77V78H96ZM105 77V76H104ZM115 77V75H114ZM177 77V75H176ZM185 77V76H184ZM182 77V78H184ZM187 77V76H186ZM196 77V76H195ZM194 77V79H195ZM30 78V76H29ZM33 78V76H32ZM53 78V77H52ZM101 78V77H99ZM98 78V79H99ZM168 78V77H167ZM170 78V77H169ZM172 78V77H171ZM191 78V77H190ZM201 80H204L206 82V78L203 79L204 77H201ZM42 79V78H41ZM40 79V80H41ZM44 79V78H43ZM47 79V78H46ZM94 79V77H93ZM97 79V80H98ZM103 79V78H102ZM101 79V80H102ZM106 79V78H105ZM108 79V78H107ZM179 79V78H177ZM186 79V78H185ZM197 79V78H196ZM32 80V79H31ZM35 80H37L35 78ZM182 81V79H180ZM179 80V81H180ZM29 81V79H28ZM28 81L27 84H28ZM44 81V80H43ZM40 82V83H43ZM50 81V79L48 80ZM89 81V80H88ZM92 81V80H91ZM99 81V80H98ZM186 81V80H185ZM196 81V80H195ZM23 81H21L22 83ZM35 82V81H34ZM33 82V83H34ZM46 82V81H45ZM95 82V81H94ZM104 82H109L105 80ZM187 82V84H188ZM198 82V81H197ZM202 82V81H201ZM20 83V82H19ZM38 83V80H37ZM101 83H103L101 81ZM193 83H196L193 81ZM192 86H195L193 85ZM200 83V82H199ZM204 83V82H203ZM209 83V82H208ZM207 83V84H208ZM39 84V83H38ZM43 84V85H44ZM94 84V83H93ZM97 84V82H96ZM95 84V85H96ZM107 84V85H108ZM116 84V83H114ZM206 84V83H205ZM30 85V83H29ZM27 85V86H29ZM33 84L31 83V89L35 87L32 86ZM37 85V84H36ZM41 85V84H40ZM50 85V84H49ZM99 82L98 86L99 87ZM104 85V84H103ZM106 85V83H105ZM111 85V83H110ZM109 85V86H110ZM113 85V84H112ZM111 85V86H112ZM199 85V84H198ZM39 86V85H38ZM108 86V87H109ZM172 86V85H171ZM177 86V85H176ZM188 86V85H187ZM191 86V85H189ZM197 86V85H196ZM195 86V87H196ZM206 86V85H204ZM162 87V86H161ZM175 87V86H174ZM172 86V88H174ZM203 87V86H202ZM16 88V87H15ZM27 88V87H26ZM38 88V87H36ZM41 88V86H40ZM39 88V89H40ZM97 88L95 89L97 91ZM102 89V86H100ZM112 88V87H110ZM163 88V87H162ZM165 88V87H164ZM191 88V87H190ZM197 88V87H196ZM104 89V87H103ZM102 89V90H103ZM160 89V88H159ZM159 89H157L159 91ZM184 89V88H183ZM195 90V88H193ZM199 87L196 89L198 90ZM203 89V88H202ZM205 89V88H204ZM203 89V92H205ZM18 90V87H17ZM15 90V91H17ZM36 90V89H35ZM113 90V88H112ZM164 90V89H163ZM167 90V88H166ZM166 90H164L166 92ZM174 90V89H173ZM29 91V90H28ZM26 91V92H28ZM32 90H30L31 93ZM40 91V90H39ZM104 91V90H103ZM109 91V90H108ZM164 91H161L164 93ZM169 91V89H168ZM182 91V90H181ZM193 91V90H192ZM191 91V92H192ZM199 91V90H198ZM14 92V91H13ZM19 92V91H18ZM34 92V90H33ZM99 90L97 91V93ZM102 92V91H101ZM107 92V91H106ZM114 92V91H113ZM155 92V91H154ZM200 92V91H199ZM103 93V92H102ZM108 93V92H107ZM168 94V92H166ZM187 93V92H186ZM202 93V92H201ZM13 94V93H10ZM21 94V93H18ZM29 94V92H28ZM160 94V93H159ZM162 94V93H161ZM170 94V92H169ZM169 94L167 96H169ZM180 94V93H179ZM189 94V92H188ZM195 94V93H194ZM208 94V93H206ZM26 95V94H24ZM31 95V96H32ZM100 95V94H99ZM108 95V94H107ZM158 95V93H157ZM163 95V94H162ZM165 95V94H164ZM214 95V93H213ZM15 96V94H14ZM20 96V95H19ZM30 96V97H31ZM188 96V95H187ZM196 96V95H194ZM199 96V95H198ZM202 96V95H201ZM200 96V97H201ZM205 96V95H204ZM10 97V96H9ZM12 97V95H11ZM18 97V96H17ZM22 97V96H20ZM29 97V98H30ZM104 97V95H103ZM190 97V96H189ZM27 98V99H29ZM34 98V96H33ZM101 98V97H100ZM156 98H158L156 96ZM163 98V96H161ZM172 98V97H171ZM188 98V97H187ZM192 98V97H191ZM11 99V98H10ZM13 99V98H12ZM18 99V98H17ZM31 99V98H30ZM39 99V100H38ZM167 99V97H166ZM164 99L166 102L168 100ZM176 99V98H174ZM171 99V100H174ZM179 99V98H178ZM199 99V98H198ZM7 100V99H6ZM14 100V99H13ZM16 100V99H15ZM26 100V99H25ZM32 100V99H31ZM153 100V99H152ZM189 100V99H188ZM11 101V100H10ZM21 101V99H20ZM30 101V100H29ZM161 101V100H159ZM163 101V100H162ZM179 101V100H177ZM183 101V99L181 100ZM190 101V100H189ZM196 101V100H195ZM215 101V100H214ZM12 102V101H11ZM34 102V101H33ZM171 102V101H170ZM169 102V103H170ZM10 103V102H9ZM8 103V104H9ZM23 103V102H22ZM32 103V102H31ZM160 104V102H157ZM163 103V102H162ZM174 103V101L172 102ZM178 104V102H176ZM181 103V102H179ZM193 103H196L193 101ZM200 103V102H199ZM217 103V101H216ZM14 104V103H13ZM175 104V103H174ZM173 104V105H174ZM183 104V102H182ZM181 104V106H182ZM204 104V103H203ZM202 104V105H203ZM210 103L208 102V105ZM218 104V103H217ZM11 105V104H10ZM9 105V106H10ZM16 104L12 105L15 106ZM25 105V104H24ZM158 105V104H157ZM191 105V104H190ZM190 105L188 107H190ZM201 105V104H200ZM152 108L154 109V105H151ZM159 107L164 108L163 106L158 105ZM157 106V108H158ZM169 106V105H168ZM166 106V108L168 107ZM179 106V104H178ZM185 106V105H184ZM194 106V105H193ZM212 107V105H210ZM11 107V106H10ZM26 107V106H25ZM176 107V106H173ZM197 107V106H195ZM199 107V105H198ZM202 107V106H200ZM217 107V106H216ZM147 108V107H146ZM150 108V107H149ZM179 108V107H178ZM194 108V107H193ZM209 108V106H208ZM206 108V109H208ZM153 109H151L153 111ZM161 109V108H159ZM161 109V110H162ZM177 109V108H176ZM187 109V108H186ZM195 109V108H194ZM17 110V108L15 109ZM157 110V109H154ZM164 110V109H163ZM167 110V109H166ZM182 110V108H181ZM180 110V111H181ZM184 110V109H183ZM199 110V108H198ZM217 110V109H213ZM211 110V111H213ZM102 111V110H101ZM109 111V110H108ZM152 111L150 113H152ZM170 111V110H168ZM176 111H179L177 109ZM191 110L190 113H192ZM197 111V110H196ZM202 111V110H201ZM210 111V113H211ZM223 111V110H222ZM149 112V111H148ZM164 112H166L164 110ZM174 112V111H173ZM185 112V111H184ZM187 112V111H186ZM189 112V111H188ZM109 113V112H108ZM157 113L161 114V112ZM175 113V112H174ZM180 113V112H179ZM177 113V114H179ZM194 113V112H193ZM197 113V112H195ZM146 114V113H145ZM154 114V113H153ZM164 114V113H163ZM162 114V116H163ZM172 115L171 113H168ZM182 114V112H181ZM186 114V113H185ZM208 114V113H207ZM215 114V113H213ZM224 114V113H223ZM191 115V114H190ZM190 115L188 118H190ZM149 116V115H148ZM165 116V115H164ZM176 116V115H172ZM181 116V115H179ZM183 116V115H182ZM188 116V115H186ZM202 116V115H201ZM218 116V114H217ZM228 116V115H227ZM101 117V118H100ZM143 117H145L143 115ZM184 117V116H183ZM207 117V116H206ZM209 117V116H208ZM226 117V116H225ZM160 118V117H159ZM163 118V117H162ZM214 118V116H213ZM227 118V117H226ZM103 119V120H102ZM155 118H153L154 120ZM172 119L169 118V120ZM186 119V118H185ZM208 119V118H207ZM137 120V119H136ZM144 120V118H143ZM151 120V119H150ZM180 120V119H179ZM204 119H202L203 121ZM165 121V120H164ZM173 121V119H172ZM195 121V120H194ZM212 121V120H211ZM225 121V120H224ZM107 123L104 125V123ZM177 122V121H176ZM183 122V121H182ZM206 122V120H205ZM220 122V121H219ZM227 122V121H226ZM230 118L228 119V126L231 129L230 125ZM152 123V122H151ZM166 123V122H164ZM193 123V122H192ZM221 123V122H220ZM155 124V123H154ZM208 124V123H205ZM211 124V122H210ZM157 125V124H156ZM170 125V124H169ZM168 125V126H169ZM172 125V123H171ZM151 126V125H150ZM167 126V124H166ZM164 125V127H166ZM191 126V125H190ZM203 126V125H202ZM209 126V125H208ZM207 126V127H208ZM214 126V125H213ZM227 126V127H228ZM159 127V126H158ZM175 127H178L175 126ZM186 127V125H185ZM153 128V127H152ZM157 128V127H156ZM161 128V126H160ZM182 128H184L182 126ZM155 129V128H154ZM178 129V128H177ZM185 129V128H184ZM205 129V128H204ZM215 129V128H214ZM229 129V128H228ZM237 129V128H236ZM132 130V128H131ZM161 130V129H160ZM169 130V128H168ZM176 130V129H175ZM181 130V129H180ZM192 130V129H191ZM210 130V129H209ZM164 131V130H162ZM179 131V129H178ZM182 131V130H181ZM204 131V130H203ZM206 131V130H205ZM213 131V130H212ZM216 131V130H215ZM213 132V134L215 133ZM225 131V132H224ZM194 132V131H193ZM202 132V131H201ZM200 132V133H201ZM233 132V131H232ZM236 132V131H235ZM159 133V132H158ZM157 133V134H158ZM187 133V132H186ZM234 133V132H233ZM197 134V133H196ZM128 135V133H127ZM174 135V134H173ZM227 135V134H226ZM130 136V135H129ZM182 136V135H181ZM190 136V135H189ZM197 136V135H196ZM173 137V136H172ZM178 137V136H177ZM184 137V136H183ZM201 138V137H200ZM123 139V138H122ZM179 139V138H178ZM202 139V138H201ZM116 140V139H115ZM165 140V139H164ZM168 140V139H167ZM166 140V141H167ZM173 140V139H170ZM193 140V139H192ZM205 140V139H204ZM213 140V139H212ZM122 141V140H121ZM160 138L153 134L151 130L148 128V126H142L138 127L134 135L131 137L129 146H130V151L135 152L137 157V154L140 155L141 157L143 156L146 161L150 162L151 164L156 165L160 161L164 162L166 161L168 153L165 147V144L160 142ZM199 142V141H198ZM211 142V141H210ZM115 143V142H114ZM118 144V143H117ZM116 145V144H114ZM169 145V144H168ZM167 145V146H168ZM203 145V144H202ZM117 146V145H116ZM127 146V145H126ZM107 147V146H106ZM113 147V145H112ZM119 147V146H118ZM170 147V146H168ZM190 148V147H189ZM115 149V147H114ZM183 149V148H181ZM202 149V148H201ZM106 150V149H105ZM108 151V150H107ZM111 151V150H110ZM120 151V150H119ZM177 151V150H176ZM183 151V150H182ZM199 152V151H198ZM205 152V150L203 151ZM179 153V152H178ZM202 153V152H201ZM174 154V153H173ZM177 154V152H176ZM188 154V153H187ZM206 154V153H205ZM123 155V154H122ZM178 155V154H177ZM180 155V154H179ZM196 156V154H194ZM203 155V154H202ZM99 156V155H98ZM101 156V155H100ZM119 156V155H118ZM124 156V155H123ZM172 156V155H171ZM187 156V155H185ZM102 157V156H101ZM115 157V156H114ZM134 157V156H133ZM177 157V156H175ZM189 157V156H188ZM194 157V156H193ZM105 158V157H104ZM179 158V157H178ZM181 158V157H180ZM99 159V158H98ZM103 159V158H102ZM128 159V158H127ZM131 159V158H130ZM133 159V158H132ZM143 159V158H142ZM195 159V157H194ZM44 160V161H45ZM95 160V159H94ZM117 160V159H116ZM121 160V159H120ZM139 160V159H138ZM42 163L44 167L46 166L45 163ZM110 161V160H109ZM136 161V159H135ZM184 161V160H183ZM187 161V160H186ZM184 161V162H186ZM39 162V161H38ZM99 162V161H97ZM125 162V161H124ZM127 162V161H126ZM129 162V161H128ZM142 162V161H141ZM167 162V161H166ZM169 162V161H168ZM173 162V161H172ZM37 163V162H36ZM35 163V164H36ZM46 163V164H47ZM118 163V162H117ZM145 163V162H144ZM196 163V162H195ZM40 164V162H39ZM47 164V167L49 168ZM94 164V163H93ZM98 164V163H96ZM130 164V163H129ZM147 164V163H146ZM171 164V163H170ZM182 163H180L181 165ZM37 165V164H36ZM41 165V164H40ZM50 165V166H51ZM107 165V164H106ZM117 165V164H116ZM115 165V166H116ZM158 165V164H157ZM168 165V164H167ZM184 165V164H183ZM182 165V167H183ZM194 165V164H193ZM38 166V165H37ZM98 166V165H97ZM96 166V167H97ZM126 166V165H125ZM128 166V165H127ZM142 166V165H140ZM140 166H137V172L140 170ZM177 166V165H176ZM175 166V167H176ZM195 166V165H194ZM200 166V165H199ZM41 167V166H40ZM43 167V166H42ZM45 167V168H47ZM92 167V166H91ZM95 167V165H94ZM93 167V168H94ZM100 166H98L99 168ZM102 167V165H101ZM109 167V166H108ZM122 167V165H121ZM120 167V168H121ZM134 167V166H133ZM143 167V166H142ZM159 167V165H158ZM169 167V166H168ZM174 167V168H175ZM191 167V166H190ZM113 168V167H112ZM127 168V167H126ZM131 168V167H130ZM139 168V169H138ZM149 168V167H148ZM173 168V169H174ZM185 168V167H184ZM39 169V167H38ZM50 167V170H52ZM101 169V168H100ZM105 169V168H104ZM103 169V170H104ZM107 169V167H106ZM105 169V170H106ZM119 169V168H118ZM151 171V168H149ZM159 169V168H158ZM180 169V168H179ZM183 169V168H181ZM203 169V168H202ZM36 170V169H34ZM41 170V169H39ZM44 170V169H42ZM48 170V169H47ZM96 170V168H95ZM94 170V171H95ZM102 171V172H105ZM111 170V169H110ZM128 170V169H127ZM131 170V169H130ZM135 170V169H134ZM132 170V171H134ZM184 170V169H183ZM88 171V170H87ZM100 170H98L99 172ZM120 171V170H119ZM117 170V172H119ZM125 171V170H124ZM163 171H166L163 170ZM181 171V170H180ZM46 172V171H45ZM96 172V171H95ZM101 172V171H100ZM114 172V171H113ZM112 172V173H113ZM116 172V171H115ZM142 172V171H140ZM152 172V171H151ZM182 172V171H181ZM189 172V171H188ZM187 172V173H188ZM41 173V171H40ZM44 173V172H43ZM86 173V172H85ZM89 173V172H88ZM93 173V172H92ZM122 173V171H121ZM133 173V172H132ZM148 173V172H147ZM145 173V174H147ZM165 173V172H164ZM176 173V172H174ZM39 174V172L37 173ZM99 174V173H98ZM138 175L137 173H135ZM153 174V173H152ZM172 174V173H171ZM178 174V173H176ZM172 176L173 178L176 176ZM36 175V174H35ZM40 175V174H39ZM106 175V174H105ZM114 175V174H113ZM120 175V174H119ZM131 175V174H130ZM135 175V176H136ZM142 175V174H141ZM149 175V174H148ZM156 175V174H155ZM152 175V176H155ZM211 175V176H210ZM23 176V177H22ZM53 176V175H52ZM134 176V175H133ZM149 175L150 180L151 178H154ZM157 176V175H156ZM180 176V175H179ZM106 177V176H104ZM123 177V175H122ZM128 177V176H127ZM132 177V175H131ZM138 177V176H137ZM211 177V178H210ZM33 178V176H32ZM48 178V177H47ZM51 178V176H50ZM107 178V177H106ZM118 177L114 176V179ZM121 178V177H120ZM141 179L144 178L143 175L140 177ZM158 178V176L156 177ZM166 178H168L166 176ZM172 178V179H173ZM178 178V177H177ZM26 179V178H25ZM36 179H40V176ZM113 179V180H114ZM126 179V178H125ZM133 179V178H132ZM149 178L147 177L146 180ZM31 180V179H30ZM29 180V181H30ZM47 180V179H46ZM99 180V179H98ZM102 180V179H101ZM107 180V179H106ZM121 180V179H120ZM130 181V179L128 178ZM145 180V183L147 182ZM149 180V181H150ZM156 179H154L155 182ZM165 180V179H164ZM170 180V179H168ZM189 180V179H188ZM32 181H35L32 179ZM41 182L40 180H38ZM38 181H36L38 183ZM97 181V180H96ZM125 181V180H124ZM123 181V182H124ZM127 181V180H126ZM142 181V180H141ZM148 181V183H149ZM152 181V180H151ZM34 182V183H36ZM109 182V181H108ZM116 182V181H115ZM114 181L112 182L114 186L117 185ZM121 181L119 184H123ZM132 185H135L132 180L130 181ZM140 182L139 180L136 182ZM32 183V182H31ZM33 183V185H34ZM88 183V182H87ZM103 183V182H102ZM141 183V182H140ZM144 183V182H143ZM147 183V184H148ZM156 183V182H155ZM159 183V182H158ZM173 183V182H172ZM101 184V183H100ZM108 184V183H107ZM127 184V183H125ZM166 184V182H165ZM30 185V183H29ZM102 185V184H101ZM106 185V183L104 184ZM110 185V186H111ZM128 185V184H127ZM138 185V184H137ZM142 185L139 184V186ZM125 188V185H123ZM122 186V187H123ZM147 186V185H146ZM145 186V187H146ZM149 186V185H148ZM156 186V185H155ZM160 187V185L158 184ZM163 186V185H162ZM161 186V188H162ZM32 187V186H31ZM37 187V186H35ZM47 187V185H46ZM103 187V185H102ZM118 187V186H117ZM117 187H115L117 189ZM121 187V189H122ZM129 187L131 185L129 184ZM129 187H126L129 191V193L133 190ZM136 186H133L135 188ZM142 186L138 187L141 189ZM144 187V186H143ZM154 188V186H152ZM164 187V186H163ZM40 188V187H39ZM37 188V189H39ZM49 187H47L48 189ZM99 188V187H98ZM104 188V187H103ZM106 188V187H105ZM114 188V189H115ZM119 188V187H118ZM123 188V190H124ZM169 188V187H168ZM220 188V187H219ZM125 189V190H127ZM138 189V190H140ZM143 189V188H142ZM148 189V187L146 188ZM158 189V188H155ZM164 189V188H163ZM166 189V188H165ZM181 189V188H180ZM185 189V188H183ZM30 190V189H29ZM36 190V189H35ZM40 190V189H39ZM38 190V191H39ZM52 190V191H51ZM110 191V189H108ZM124 190V191H125ZM136 190V189H135ZM150 190V189H149ZM153 190V189H152ZM178 190V189H177ZM221 190V189H219ZM229 190V191H230ZM92 191H94L92 189ZM104 191V190H103ZM148 191V190H147ZM145 191V192H147ZM151 191V190H150ZM176 191V190H175ZM180 191V190H179ZM187 191V192H188ZM224 191V190H223ZM37 192V190H36ZM46 192V191H45ZM49 192V191H48ZM122 192V191H121ZM39 193V192H38ZM114 193V192H113ZM111 193V195L113 194ZM124 193V192H123ZM134 193V192H133ZM132 193V194H133ZM135 193H139L138 191ZM144 193V191L142 192ZM153 193V192H150ZM160 193V192H159ZM176 193V192H175ZM218 193V191H217ZM24 194V193H23ZM35 193L33 192L34 195ZM45 194V193H44ZM106 194V193H105ZM131 194V193H130ZM130 196H134V195ZM141 194V190H140ZM139 194V195H140ZM148 194V193H147ZM158 194V193H157ZM177 194V193H176ZM183 194V193H179ZM224 194V193H223ZM232 194V193H231ZM47 195V194H45ZM124 195V194H122ZM126 195V194H125ZM129 195V194H128ZM166 195V194H165ZM170 195V194H169ZM178 195V194H177ZM189 196V194H187ZM37 196V195H36ZM52 196V195H51ZM129 196V197H130ZM149 196V195H148ZM180 195H178L179 197ZM182 196V195H181ZM187 196V197H188ZM231 196V195H229ZM41 197V196H39ZM47 196H45L46 198ZM60 197V198H59ZM119 197V196H118ZM121 197V195H120ZM124 197V196H123ZM141 197V196H140ZM151 197V196H150ZM153 197V196H152ZM164 197V195H163ZM172 197V196H170ZM186 197V195H185ZM232 197V196H231ZM54 198V197H53ZM63 198V197H62ZM136 198V195H135ZM139 198V197H138ZM145 198V197H143ZM176 198V197H175ZM183 198V197H182ZM181 198V201H182ZM237 198V197H236ZM26 199V198H25ZM38 199V197H37ZM36 199V200H37ZM51 199V198H50ZM124 199V198H123ZM134 198H131V200ZM162 199V198H161ZM160 199V200H161ZM180 199V197H179ZM186 198H183V201ZM238 199V200H239ZM47 200V198H46ZM49 200V199H48ZM47 200V201H48ZM119 200V199H118ZM127 201H130L126 198ZM136 200V199H135ZM139 200V199H138ZM145 200V199H144ZM147 200V199H146ZM150 201V199H148ZM152 200V198H151ZM157 200V199H156ZM169 200V199H167ZM174 200V198H173ZM177 200V199H176ZM187 200V199H186ZM185 200V201H186ZM212 200V198H211ZM225 200V199H224ZM228 200V198H227ZM50 201V200H49ZM99 201V200H98ZM110 201V200H108ZM120 201V200H119ZM125 201V200H124ZM172 201V199H171ZM175 201V200H174ZM180 201V200H179ZM189 201V200H188ZM236 201V200H234ZM55 202V201H54ZM57 202V201H56ZM61 202V201H60ZM114 202V201H113ZM117 202V201H116ZM123 203V201H120ZM119 202V203H120ZM129 202V203H130ZM138 202V201H137ZM143 202V200L141 201ZM140 202V203H141ZM157 202V201H155ZM164 202V200H163ZM176 202V201H175ZM173 202V203H175ZM228 203V201H226ZM225 202V204H226ZM231 202V201H230ZM48 203V202H47ZM53 203V202H52ZM109 203V202H108ZM126 203V202H124ZM128 203V202H127ZM133 203V200H132ZM131 203V204H132ZM152 203V202H151ZM154 203V202H153ZM158 203V202H157ZM167 203V202H165ZM182 203V202H181ZM180 203V204H181ZM185 203V202H184ZM212 203V202H211ZM239 203V202H237ZM27 204V203H26ZM48 204L51 205L49 202ZM58 205V203H56ZM97 204V203H96ZM111 206V202L109 203ZM137 204V203H136ZM135 204V205H136ZM144 204V203H143ZM146 204V203H145ZM150 203L146 204L149 205ZM159 204V203H158ZM162 204V203H161ZM164 204V203H163ZM170 204V203H169ZM179 204V203H178ZM187 204V203H185ZM176 205L171 206V209L175 216L173 221L170 224L173 226L175 231L169 232L171 235L173 233V238L171 239L175 240L177 238H180V232L184 229L186 224V220L183 219V217L188 216L192 214L190 207H186L187 205ZM192 203H190L191 205ZM223 204V203H222ZM232 204V203H231ZM46 205V204H45ZM64 205V204H63ZM61 205V206H63ZM69 205V204H68ZM87 207H86V206ZM95 205V204H93ZM138 205V204H137ZM153 205V204H152ZM156 205V204H155ZM168 205V203H167ZM172 205V203H171ZM195 206V204H193ZM192 205V206H193ZM212 205V204H211ZM219 205V204H218ZM227 205V204H226ZM35 206V205H34ZM47 206V205H46ZM44 206L45 208H47ZM56 206V205H55ZM60 206V205H59ZM66 206V205H65ZM108 206V207H110ZM113 206V205H112ZM120 206V204H119ZM126 206V205H123ZM158 206V205H157ZM156 206V207H157ZM162 206V205H160ZM197 206V205H196ZM230 206V205H229ZM228 206V207H229ZM234 205H232L233 207ZM240 206V205H239ZM238 206V207H239ZM37 207V206H36ZM115 207V205H114ZM141 209V205L139 206ZM154 207V206H153ZM215 208V206H213ZM231 207V208H232ZM242 207V206H241ZM58 208V207H57ZM64 208V207H63ZM68 208V207H67ZM107 208V207H106ZM126 208V207H124ZM130 208V207H129ZM128 207L126 209H129ZM133 208V207H131ZM147 208V207H146ZM155 208V207H154ZM158 208L161 209V207L158 206ZM162 208H164L162 206ZM166 208V207H165ZM168 208V206H167ZM192 208V207H191ZM194 208V207H193ZM208 209V207L206 206ZM224 208V207H223ZM244 208V207H242ZM241 208V209H242ZM33 209V208H32ZM31 209V211H32ZM54 209V208H53ZM52 209V210H53ZM60 209V207H59ZM62 209V208H61ZM91 209V208H90ZM112 209V208H111ZM158 209V210H160ZM168 209V210H169ZM198 209V208H197ZM204 209V208H202ZM206 209V210H207ZM239 209V208H237ZM81 210V209H80ZM105 210V209H104ZM110 210V209H109ZM120 210V209H119ZM130 210V209H129ZM135 210H138L135 209ZM145 210V209H144ZM151 210H154L151 208ZM195 210V209H194ZM216 210V209H215ZM218 210V209H217ZM222 210V209H221ZM235 210V207H234ZM240 210V209H239ZM106 211V210H105ZM147 211V210H145ZM157 211V209H156ZM152 212L153 214L156 212ZM171 211V212H172ZM198 211V210H197ZM209 211V209H208ZM229 211V210H228ZM243 211V210H242ZM65 212V211H64ZM132 213V211H130ZM133 212L134 209H133ZM149 212V211H148ZM164 212V211H163ZM170 212V213H171ZM212 212V211H211ZM226 212V211H225ZM233 212V211H232ZM235 212H237L235 210ZM80 213V211H79ZM107 213V214H106ZM104 214L108 215V212ZM115 213V212H114ZM118 213V212H117ZM125 213V211H124ZM130 213V214H131ZM158 213V212H157ZM155 213L154 216L157 215ZM160 213V212H159ZM158 213V214H159ZM162 213V211H161ZM166 213V212H164ZM202 213V212H201ZM214 213V212H213ZM221 213V212H220ZM243 213V212H241ZM73 214L77 215L76 213ZM85 214V213H84ZM112 214V211H111ZM128 214V213H127ZM205 213H203L204 215ZM208 214H211L208 212ZM240 214V213H239ZM237 212V215H239ZM245 213H243L244 215ZM15 215H17L15 217ZM119 215V214H118ZM152 215V214H151ZM171 215V214H168ZM198 216L199 214L196 213ZM213 215V214H212ZM29 216V217H28ZM40 216V215H39ZM79 216V215H78ZM96 216V215H95ZM115 216V214H114ZM129 216V215H128ZM149 216V215H148ZM161 216L162 215H157ZM200 216V215H199ZM214 216V215H213ZM218 217V215H216ZM221 216V215H220ZM245 216V217H246ZM59 218L61 216H58ZM153 219L157 217L151 216ZM150 217V218H151ZM164 217V216H163ZM166 217V216H165ZM164 217V218H165ZM189 217V216H188ZM194 217V216H193ZM191 216V218H193ZM205 217V216H204ZM208 216H206L207 218ZM210 217V216H209ZM223 217V216H222ZM238 217V216H236ZM79 218V217H78ZM90 218V217H89ZM93 218V217H92ZM103 218V216H102ZM107 218V217H106ZM117 218V217H116ZM151 218V219H152ZM159 218V217H158ZM163 218V219H164ZM169 218V217H168ZM197 218V217H196ZM203 218V217H201ZM241 218V216H240ZM239 218V219H240ZM30 219V220H29ZM58 219V218H57ZM67 219V217H66ZM84 219V218H83ZM82 219V220H83ZM99 219V218H98ZM104 219V218H103ZM114 219V218H113ZM111 218V220L113 221ZM160 219V218H159ZM194 219V218H193ZM205 219V218H204ZM226 219V218H224ZM233 219V218H232ZM52 220V219H51ZM87 220V219H86ZM91 220V219H90ZM115 220V219H114ZM155 220V219H154ZM157 220V219H156ZM155 220V221H156ZM166 220V218H165ZM164 220V223H165ZM168 220V219H167ZM166 220V222H167ZM170 220V219H169ZM168 220V222H169ZM172 220V219H171ZM189 220V219H188ZM207 220V219H206ZM205 220V222H206ZM56 221V220H55ZM104 221V220H103ZM151 221V220H150ZM163 221V220H162ZM210 221V220H209ZM216 221V220H215ZM227 221V220H226ZM234 221V220H233ZM244 221V220H243ZM30 222L31 227H27V223ZM57 222V221H56ZM87 222V221H86ZM105 222V221H104ZM158 222V221H157ZM193 222V221H192ZM211 222V221H210ZM217 222V221H216ZM241 224V221H239ZM247 222V221H246ZM36 223V222H35ZM55 223V222H54ZM107 223V222H106ZM114 223V222H113ZM138 223V222H137ZM153 223V221H152ZM159 223V222H158ZM163 223V222H162ZM188 223V222H187ZM197 223V222H195ZM194 223V224H195ZM237 223V222H236ZM244 223V222H243ZM38 223H36L37 225ZM51 224V223H50ZM53 224V223H52ZM58 224V222H57ZM91 224V223H90ZM102 224V223H101ZM100 224V225H101ZM156 224V223H155ZM161 224V223H160ZM159 224V225H160ZM166 224V223H165ZM163 224V225H165ZM192 223L190 222L189 225ZM212 224V223H210ZM226 224V223H225ZM235 224V223H234ZM238 224V223H237ZM247 224V223H245ZM27 225V226H26ZM35 225V226H36ZM42 224H40L41 226ZM75 225V224H74ZM79 226V223L76 224ZM96 225V224H95ZM157 225V224H156ZM169 225V224H168ZM202 225V224H201ZM213 225V224H212ZM216 225V224H215ZM222 225V224H221ZM239 225V224H238ZM39 226V225H38ZM53 226H55L53 224ZM59 226V225H57ZM106 226V224H105ZM104 226V227H105ZM219 226V224H217ZM216 226V227H217ZM225 226V225H224ZM239 228H244V226L241 227L239 225ZM43 227V225H42ZM45 227V226H44ZM52 227V225H51ZM62 227V226H61ZM101 227V226H100ZM111 227V226H110ZM147 227V226H146ZM151 227V226H150ZM156 227V226H155ZM161 228V226H159ZM164 227V226H163ZM162 227V229H164ZM194 227V226H193ZM226 227V226H225ZM238 227V226H237ZM246 227V226H245ZM248 227V224H247ZM246 227V229H247ZM34 228V227H33ZM65 228V227H64ZM77 228V227H76ZM75 228V229H76ZM92 228V227H91ZM90 228V229H91ZM96 228V227H95ZM98 228V227H97ZM114 228V226H113ZM143 228V227H142ZM158 228V229H160ZM183 228V229H182ZM198 228V227H197ZM208 228V227H207ZM222 228V227H221ZM232 228V227H231ZM230 228V229H231ZM249 228V229H250ZM43 229V228H42ZM59 229V227H58ZM89 229V228H88ZM104 229V228H103ZM110 229V228H109ZM108 229V230H109ZM112 229V228H111ZM147 228H145L146 230ZM151 229V228H149ZM148 229V230H149ZM153 229V228H152ZM151 229V230H152ZM157 229V230H158ZM210 229V228H209ZM218 229V228H217ZM227 229V228H226ZM229 229V228H228ZM46 230V228L44 229ZM43 230V231H44ZM124 230V229H123ZM156 230V231H157ZM179 230L180 232H178ZM200 230V229H199ZM208 230V229H207ZM220 230V229H219ZM218 230V231H219ZM232 230V229H231ZM234 230V228H233ZM238 230V229H237ZM104 231V230H103ZM144 231V230H143ZM160 231V230H159ZM164 231V230H163ZM167 231V230H165ZM196 231V230H194ZM211 231V229H210ZM214 231V230H213ZM216 231V230H215ZM222 231V229H221ZM236 231V230H235ZM233 231V233L235 232ZM242 231V230H241ZM240 231V233H241ZM25 232V233H23ZM35 232V231H34ZM38 232V231H37ZM65 232V231H64ZM106 232V231H105ZM109 232V231H107ZM150 232V231H149ZM148 232V233H149ZM162 232V231H161ZM201 232V231H200ZM203 232V231H202ZM201 232V233H202ZM206 232V231H205ZM224 232V231H223ZM250 232V231H249ZM45 233V232H44ZM47 233V231H46ZM99 233V232H98ZM102 233V232H101ZM139 233V232H138ZM147 233V231L145 232ZM152 233V232H150ZM154 233V232H153ZM160 233V232H159ZM165 233V232H164ZM179 233V235H178ZM189 233V232H188ZM211 233V232H209ZM226 233V231H225ZM237 233V232H235ZM234 233V234H235ZM244 233V232H243ZM25 234V235H24ZM32 234V233H31ZM38 234V233H35ZM108 234V233H107ZM131 234V233H130ZM190 234H192L190 232ZM199 233H197L198 235ZM227 234V233H226ZM251 234V235H252ZM42 235V234H41ZM52 235V234H51ZM56 235V234H55ZM54 235V236H55ZM109 235V234H108ZM137 235V233L135 234ZM156 234H154L155 236ZM163 235V233H162ZM161 235V236H162ZM176 237H175V236ZM186 235V233H185ZM196 233H194V236ZM200 235V234H199ZM202 235V234H201ZM205 235V234H204ZM211 234H209L210 236ZM215 235V234H214ZM220 235V234H219ZM223 235V234H222ZM229 235V234H228ZM231 235V234H230ZM244 236L246 235L245 233L243 234ZM59 236V235H58ZM144 236V233H143ZM159 236V238L161 237ZM164 236V235H163ZM182 236V234H181ZM184 236V235H183ZM193 236V235H192ZM216 236V235H215ZM232 236V235H231ZM36 237V236H35ZM101 237V236H100ZM110 237V236H109ZM132 237V236H131ZM134 237V236H133ZM147 237V236H146ZM152 237V235H151ZM150 237V238H151ZM158 237V236H157ZM156 237V238H157ZM175 237V238H174ZM187 237V236H185ZM200 237V236H199ZM203 237V236H202ZM206 237V236H205ZM203 237V238H205ZM219 237V236H216ZM226 237V236H225ZM247 237V236H246ZM251 237V236H250ZM138 239L136 245L139 244L141 245L140 247L142 250H145V252H142L141 250H137L142 252L143 254L147 253L149 256L152 257L154 262H157L158 264H187L186 260L183 262V257L180 252L184 251H179L176 248V244L179 242V239L174 243L170 244V247H163L164 249H161L160 246H157L153 241L152 242H143L139 239V235L136 236ZM140 238H141V233H140ZM148 238V237H147ZM162 238V237H161ZM165 238V237H164ZM189 238V237H188ZM198 238V237H197ZM202 238V240H203ZM245 238V237H244ZM38 239V238H37ZM40 239V238H39ZM76 239V238H75ZM181 239V238H180ZM187 239V238H185ZM190 239V238H189ZM188 239V240H189ZM208 239V238H207ZM213 239V238H212ZM234 239V236H233ZM247 239V238H246ZM56 241L58 239H55ZM123 240V239H122ZM132 240V239H131ZM135 240V238H134ZM152 240V239H148ZM155 240V239H154ZM157 240V239H156ZM160 240V239H159ZM187 240V241H188ZM210 240V239H208ZM218 240V239H217ZM225 240V239H224ZM55 241V242H56ZM61 241V240H60ZM118 240L115 239L111 243L114 244ZM164 241V239H163ZM205 241V240H204ZM223 241V240H222ZM243 241V240H242ZM241 241V242H242ZM248 241V240H246ZM134 243V241H132ZM162 242V241H161ZM160 242V243H161ZM190 242V241H189ZM193 242V241H192ZM199 242V241H198ZM208 242V241H207ZM207 242H201L196 245V249L199 250L202 253H206V255H210V248L211 245L210 243L208 244ZM215 242V241H214ZM228 242V241H227ZM235 242V241H234ZM53 243V242H52ZM60 243V242H59ZM108 243V242H107ZM111 243L108 244L111 246ZM159 243V241H158ZM157 243V244H158ZM187 243V242H186ZM220 243V242H219ZM223 243V242H221ZM244 243V242H243ZM248 243V242H247ZM58 244V243H57ZM118 244V243H117ZM162 244V243H161ZM213 244V242H212ZM225 244V243H224ZM246 244V243H245ZM60 245V244H59ZM68 245V244H67ZM107 245V244H106ZM172 245V246H171ZM175 245V247H173ZM187 245V244H186ZM228 245V244H227ZM41 246V245H40ZM132 246V244H131ZM177 246H179L177 244ZM221 246V245H220ZM226 246V244H225ZM248 246V244H247ZM54 247V246H53ZM53 247L51 249H53ZM58 247V246H56ZM107 247V246H105ZM125 247H127L126 244H120L119 247H109L111 250L112 254H116L121 256L120 258L123 259V263L125 264H149L146 263V261H143L140 259V257L136 258L131 252L132 250H127ZM219 247V245H218ZM217 247V248H218ZM78 248V247H77ZM97 248V247H96ZM131 248V247H130ZM136 248V247H135ZM169 248V249H167ZM172 248H174L172 250ZM248 248V247H247ZM62 249V248H60ZM69 249V248H67ZM102 249V248H101ZM172 251H171V250ZM191 249V248H190ZM194 249V248H193ZM4 250V248H3ZM1 250V252L3 251ZM168 250V251H167ZM223 250V249H222ZM108 251V250H107ZM166 252V255L168 254L169 256L167 257L164 254H161V252ZM224 251V250H223ZM0 252V253H1ZM51 252V250H50ZM96 252V251H95ZM117 252H119L117 254ZM137 252V251H135ZM162 252V253H163ZM193 252V251H192ZM212 252V251H211ZM215 252V251H214ZM74 253V252H71ZM105 253V254H104ZM134 253V252H133ZM141 253V254H142ZM196 253V252H195ZM194 253V254H195ZM217 253V252H216ZM222 253V252H219ZM225 253V252H224ZM223 253V254H224ZM68 254V253H67ZM91 258L88 259L86 264H102V261H105L103 264H110L106 260L107 259H114L113 256L106 254L105 251L102 253H94ZM138 254V252H137ZM199 254V253H197ZM3 255V252H2ZM19 255V257L17 256ZM41 255V254H40ZM74 255V254H73ZM80 255V254H79ZM78 255V256H79ZM184 255V254H183ZM189 255V254H188ZM200 255V254H199ZM214 255V254H213ZM1 256V254H0ZM21 256V257H20ZM59 256V255H58ZM191 256V255H190ZM211 256V255H210ZM7 257V256H6ZM72 257V256H71ZM75 257V256H74ZM147 257V256H146ZM187 257V256H186ZM192 257V256H191ZM143 258L145 259L144 255ZM197 258V257H196ZM65 259V258H64ZM104 259V260H103ZM148 259V258H147ZM185 259V258H184ZM191 259V258H189ZM211 259V258H210ZM60 260V259H59ZM56 261V260H55ZM212 261V260H211ZM215 261V260H214ZM148 262V260H147ZM194 262V261H193ZM59 264V262H58ZM76 264V263H72ZM80 264V263H78ZM216 264V262H215Z\"/></svg>",
	"mask_w": 264,
	"mask_h": 264
},
{
	"label": "clouds",
	"instance_id": "9594fccd",
	"mask_svg": "<svg viewBox=\"0 0 264 264\" xmlns=\"http://www.w3.org/2000/svg\"><path fill=\"white\" fill-rule=\"evenodd\" d=\"M14 8L10 5L0 6V24H7L11 21ZM264 97V82H257L253 87V99Z\"/></svg>",
	"mask_w": 264,
	"mask_h": 264
}]
</instances>
